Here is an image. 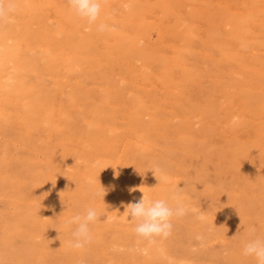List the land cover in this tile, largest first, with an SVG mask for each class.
I'll return each instance as SVG.
<instances>
[{
    "label": "rangeland",
    "instance_id": "obj_1",
    "mask_svg": "<svg viewBox=\"0 0 264 264\" xmlns=\"http://www.w3.org/2000/svg\"><path fill=\"white\" fill-rule=\"evenodd\" d=\"M18 1L20 2V3H18ZM33 0H31V1H29V2H25L24 3V0H15V3L17 4V11H15L14 13H12V14H10L11 16H8L9 17V19L7 18V20L6 21H3V22H0V54L2 53V58H3V56L5 57V54L3 53L4 52V46H9V47H18V48H22V50L21 51H18V52H15V54H12V53H7L6 54V60L3 62V70L2 71H4L5 73H3V75L2 76H4V74L6 75V74H8V73H10V76L13 74L12 73V71H11V69H13V68H11V67H14V66H18V67H24L23 65H27V62L29 61V59L31 60L32 58V62H34L35 63V65H36V67H38L39 69H41L42 70V72H43V76H42V73H41V75L40 76H38V75H32V77H30L31 75H27L26 74V71L25 72H19V74H23V76L25 77V79L27 78L28 79V82H30V81H34L36 78V80H35V82L36 83H41V84H43V86L44 87H46V89L47 90H49V91H53V87H54V90L55 91H53V93H55V94H57L58 95V88H59V84H58V82H59V80H61V77H63V75L65 74H67L66 75V77H65V75H64V80H66L67 79V81H69V82H74V83H77V82H79L81 85H82V81H83V84L86 86H84L86 89H87V91L89 92V96L91 97V99H89L91 102H95L96 101V103H99L100 102V97H101V95H100V93H101V91H102V89H104V88H107V89H109V90H111L112 92H113V95H114V97L115 98H118V99H115V101H113V99H111L110 100V105L114 108V109H116V112H118L117 113V115H119V114H121V115H119L118 116V118H117V115L115 116V118H112V119H109V120H106V121H104L103 122V127H102V137L101 138H103V139H101V138H91L92 136H90V134L91 133H89L88 131L89 130H87V129H89V125L87 126L86 124H84V128H83V124L82 123H84V122H86V120L88 121V120H90L89 118H87V119H85L86 117H88V115L87 116H78L77 114H75V113H73L74 115H76V116H73V114H72V116H71V119H70V121L69 122H65L64 121V123H66V125H65V127H64V125L62 124L63 123V121H59V123L58 124H60V126L62 127V128H66V129H62V128H60V131L58 130L57 131V129H54V128H52V129H50V127H47V128H44V129H46L45 131H44V129L42 130H40V132H41V134H40V132H36V133H33L32 135H35V134H38V135H35V136H32L33 138H35L34 140L36 141H34L33 140V142H34V144L37 146H35V149H37V150H35V154H32L31 155V153H30V151L27 149V147L26 146H23V142H21V141H17L18 142V145H17V148H18V150H17V152L16 153H13L14 154V156L17 154V153H19L20 154V156H15V158H17V159H19L15 164H12V166L10 167V169L11 168H13V170H10L9 169V173L10 172H12V174L14 175V176H12V174L10 173V176H12V178H13V180L12 179H9V181H7V182H4V183H2V184H0V195H2L1 197H0V243L2 244V245H0V264H9V262H11L12 264H35L34 263V261H32L31 259H27V257H26V255L23 253V249L25 248V247H27V239H25V236H24V230L25 231H29V229H28V224H23L22 225V231L24 232V233H21V234H16V230H14V229H12V228H10L9 226H15V224L16 223H18L17 222V217H19V213H20V211H18V209H17V204H14V199L12 198V197H14L15 198V196H13L14 194L15 195H17V193H21L23 196H24V194H26L27 196L25 197V200L26 199H28V200H30V199H32L33 200V202H35V200H37L36 201V203L35 204H38V206H39V208L41 209V211H42V213H43V216H44V219L46 220V222H47V235L48 236H45V238H46V240H47V242H46V244H47V246H48V251H49V253L51 254L50 256V260L48 261L47 260V262L45 263V262H43V264H51V260H52V264H59V263H62V264H64L66 261V263L67 264H102V262H103V264H108V262L109 263H113V264H130V262H128V261H130L129 260V258H127V256H126V258H125V254L123 253V249H124V251H130V250H132V249H135V250H137L138 249V246L139 245H142V244H144V241H145V243H148L149 241L147 240H145V239H140L139 237H137V235L134 233V230H132V229H134V227H135V222H133L134 224L132 225V226H128V223H126L125 221H123V225H120V223L121 222H118L116 219H118L119 221H122V219L120 218V217H114L113 218V221L111 220V222L114 224V226L116 227H114L115 229H117L118 231H115V230H112V229H110V230H106V231H103V232H97V230L95 231V224H92L91 226H90V229H91V233L93 234V232L92 231H94V232H96V233H94V235H92L93 236V240H92V243H90L89 245H87L84 249H88V250H84V249H81V251H79V250H76V251H79L77 254H75L74 255V249H71V248H69L68 247V241L71 239V232L74 230V225H69V224H67V222H68V220L72 217V216H74V215H76V213L78 212L79 214L81 213V214H83L85 211H78L77 210V205H76V203H75V200H72V199H74V197H76L75 196V193L73 192V190H74V188H75V186H76V184L78 183V181L79 180H83L81 183H83V182H85L86 184L88 183V181H89V179H88V181H87V179H80V178H77V177H82V175H83V173L85 172V170L84 169H86V167H87V169H89L90 167H93V168H95V169H97V170H99L100 172H102V173H104L105 175H106V173H107V175H109V176H112V175H114V176H116V177H118V180H117V178L116 177H114L113 176V178L114 179H112L113 181L115 180H117L116 181V183L115 182H113V188L110 190V192H112V193H109L108 192V190L107 189H105V186H103V187H101L100 185H102V184H98L99 186H100V189H98V188H96L95 187V191H93V193L91 194V192L90 191H88L87 192V196H85L84 195V197L83 198H81L80 197V199L81 200H84V201H86V204H88V203H90L91 202V204L94 206H92V208H95V210L96 211H99L98 210V208H100V207H105L106 209H107V207L106 206H108L109 205V201L110 202H112V201H115V199H117V198H119V197H121V196H123L124 194H126V195H130V193L133 195V193H138V191L139 192H142V191H144L145 189H146V187H147V185H146V183L148 184V189H146L145 191V194L147 193V190H154V191H156V192H160V193H163L165 196V200H169V197H170V195L173 193V192H178V194H179V197L181 198L180 200L183 202H185L184 204H186V205H188L189 207V212H188V214L187 215H185L184 217H182V218H175L174 220H173V229H172V233H171V235L170 236H168L167 238H161V240L160 241H162V242H165L167 245H169L171 248H172V250H173V252H174V255H175V258L176 259H181L182 257H184L185 255L186 256H189L191 253H187L186 251H188V250H190V251H192L193 250V255H195V256H199V257H202L201 258V260L202 261H200V264L202 263V264H205V261H206V263H208V261H207V256H206V254H207V251H215V249H216V251L217 252H227V249H230V246H231V248L233 247V246H235V244H237V242H238V238H239V234H240V232L237 230V228H236V223L235 224H233V221H231L232 219L235 221L236 220V222H238L239 223V219H241L243 216L246 218H249V221H247V224H248V226H255V228L256 227H258V225L259 224H261V225H259V227L258 228H256V232L255 233H260L261 232V230L262 229H264V113H261L260 111H262V112H264V110H263V107H260V109L261 110H257L258 108H257V106L259 105L260 106V104L262 105V104H264V90H263V88H264V37H263V35H264V31H263V28L264 27H259L258 28V26H256V28L255 27H253V30L255 31V36H256V38H258V37H260V38H262L261 40L260 39H256L255 37H254V35H253V37H254V40L252 41V39L250 40V48L248 47V45H247V47H243L242 45H240L239 46V58H241V56H242V54H243V62H242V64H241V62H239V77H242L241 79V82L239 81V96L238 97H235V99H233V104L231 103V101H232V99H226V92H225V87H223V86H225V83L228 81L227 79H228V77H229V74L228 73H230V71H232V70H237L235 67V65L233 64V63H229L228 61H224V59L222 60L221 58L223 57V55H222V48H221V44H222V40H223V38H224V36H225V34H224V31L226 30L225 29V22L223 21V20H225L224 19V17H225V12H226V2H227V0H171L173 3H174V6H175V11H173V13H171V14H169V15H164L163 14V11L160 9V7H159V0H106V3L103 5V7H102V12H101V16H100V19L97 21V24H99V23H101V22H103V23H106V24H108V25H111L110 23H112V25L110 26V28H114V32H113V30H109V31H105V32H98L97 31V29H96V25H89L88 23H87V21H85V20H82V19H79L78 17H76L74 14H73V12L71 11V9L69 8V6H68V2H67V0H58V1H56V0H45V2H43L44 0H34V2H32ZM40 1V2H39ZM42 1V2H41ZM56 1V2H55ZM112 1V2H111ZM127 1V2H126ZM151 1H152V3H151ZM177 1H179V2H177ZM181 1H183V2H181ZM211 1V2H210ZM219 3H218V2ZM235 1H237V2H241V5L243 4V2L244 1H241V0H235ZM248 1V0H247ZM249 1H251V0H249ZM248 1V3H251V2H249ZM35 2H37V4L35 3ZM52 4H51V3ZM54 2V3H53ZM116 4H115V3ZM120 2H121V4H120ZM123 2H125L124 4H122ZM132 2V3H131ZM134 2V3H133ZM216 2V3H215ZM224 2V3H223ZM184 3V4H183ZM187 3V4H186ZM228 3V2H227ZM247 3V4H248ZM112 4L114 5L113 7H112V9H111V6H112ZM132 4V5H131ZM246 4V3H245ZM186 5V6H185ZM190 7H192V8H194V9H190L189 8V6ZM195 5V6H194ZM197 5V6H196ZM222 7H221V6ZM240 4H239V13L240 12H244V9L246 8V5H245V7H243L244 5H242L241 6ZM251 5V4H250ZM249 4L247 5V7H249L250 6ZM122 6V7H121ZM126 6H128V7H126ZM194 6V7H193ZM203 6V7H202ZM114 7H116L117 9V11H115V9H114ZM146 7H148V8H146ZM187 7V8H186ZM198 7H199V9H198ZM218 7V8H217ZM241 7H243V9H241ZM51 8V9H50ZM58 8V9H57ZM128 8V9H127ZM178 8V9H177ZM196 8V9H195ZM205 8H207V11H206V9ZM215 8V9H214ZM25 9H27V10H25ZM56 11H55V10ZM149 9V10H148ZM183 9H185V10H183ZM205 9V10H204ZM213 9H214V11H213ZM23 10H24V12H23ZM69 10H70V13H69ZM112 10V11H111ZM114 10V11H113ZM159 10V11H158ZM161 10V11H160ZM178 10V11H177ZM183 10V11H182ZM210 10V11H209ZM211 10L213 11V13L211 12ZM219 10V11H218ZM29 13H28V12ZM44 11V12H43ZM111 11V12H110ZM123 11V12H122ZM124 11H126V13L124 12ZM150 11H152V12H150ZM154 11H156L155 13H154ZM187 11V12H186ZM193 11V12H192ZM203 11V12H202ZM215 11H218V12H215ZM50 14H49V13ZM55 12V13H54ZM159 12V13H158ZM209 12V13H208ZM215 12V13H214ZM220 12V13H219ZM21 13V14H20ZM23 13V14H22ZM27 13V14H26ZM48 14L49 16H44L45 14ZM108 14V15H106L105 16V14ZM119 13H120V15H119ZM122 13V14H121ZM185 13H187V14H185ZM205 13V14H204ZM59 14H61L60 16H59ZM126 14V15H125ZM160 14H162V15H160ZM206 14H207V16H206ZM213 14V15H212ZM216 14V15H215ZM241 14V13H240ZM15 15H17V16H15ZM58 16V18H57V16ZM121 15H123V16H121ZM147 15V16H146ZM149 15H151V16H149ZM153 15V16H152ZM186 15V16H185ZM210 15V16H209ZM19 16V17H18ZM23 16V17H22ZM27 16H29V20H28V17ZM264 13H263V15L261 16L260 15V19L259 20H261L262 19V21H264ZM105 17V18H104ZM116 17V18H115ZM145 17H147V18H145ZM156 17V18H155ZM162 17V18H161ZM179 17V18H178ZM215 17V18H214ZM47 19V21H45L46 19ZM61 18V19H60ZM70 20H69V19ZM76 18V20H73V19H75ZM107 18H109V19H107ZM138 18V19H137ZM149 18V19H148ZM41 19H43L44 20V22L41 20ZM169 19H171V20H169ZM173 19V20H172ZM188 19H190L191 20V22H190V20H188ZM217 19H219V22H218V20ZM51 22V25L49 26H47V24H48V22L49 21ZM53 20V21H52ZM119 20V21H118ZM138 20V21H137ZM160 22H159V21ZM166 20V21H165ZM175 20V21H174ZM198 20H199V22H198ZM10 21H12V22H10ZM41 21V22H40ZM154 21H155V23H154ZM167 21H168V23H167ZM172 21V22H171ZM189 21V23H187ZM193 21H197V22H194L193 23ZM201 21V22H200ZM202 21H203V23H202ZM220 24V23H222L221 25H220V28H219V24L217 23V22ZM28 22V23H27ZM81 23V25H83L84 26V28L80 25V23ZM159 22V23H158ZM185 24H184V23ZM216 22V23H215ZM17 23V24H16ZM29 23H31V25H29ZM36 23V24H35ZM37 23H41V24H37ZM64 23H68L67 25L66 24H64ZM83 23V24H82ZM157 23V24H156ZM166 23V24H165ZM169 23H171V24H173V25H171V24H169ZM186 23H187V25H186ZM207 23V24H206ZM213 23V25H211V24ZM4 24V25H3ZM61 26H60V25ZM115 24V25H114ZM194 24V25H193ZM208 25V26H206V25ZM210 24V25H209ZM216 24H218V25H216ZM34 25V26H33ZM44 25H46V27H43ZM71 25V26H70ZM78 25H80V26H78ZM192 25V26H191ZM18 26V27H17ZM23 28H22V27ZM31 26V27H30ZM53 26H54V28H55V26H56V28L58 29V30H60L58 33H56L55 31H56V28L54 29L53 28ZM116 26H119L120 28L118 29ZM201 26H203L204 28H202ZM210 26V27H209ZM213 26V27H212ZM14 27H16V29L14 28ZM21 27V29H19ZM35 27V28H34ZM60 27H62V28H60ZM183 27H185V28H183ZM190 27V28H189ZM208 29V30H206V28ZM224 27V28H223ZM6 28V29H5ZM27 28H29L31 31L33 30V33H31L29 30H26ZM69 28H70V30H69ZM129 28V29H128ZM169 28V29H168ZM186 28H187V30H186ZM201 28V29H200ZM257 28L260 30V31H258L257 30ZM25 29V30H24ZM36 31H35V30ZM63 29H64V31H63ZM78 29V30H77ZM87 29V30H86ZM181 29V30H180ZM212 29V30H211ZM16 30H18V31H16ZM20 30L22 31V33H20ZM81 30H82V33H81ZM127 30V31H126ZM131 30V31H130ZM177 30H179V31H177ZM203 30V31H202ZM217 30V31H216ZM220 30V31H219ZM222 30V31H221ZM24 31V32H23ZM26 31H29L31 34H29V32L27 33ZM78 31H80L79 33H78ZM196 31V32H195ZM262 31V32H261ZM26 32V33H25ZM37 32H39L41 35H40V38H39V35L38 36H36V34H37ZM69 32V33H68ZM85 32H87V33H85ZM117 32V33H116ZM123 32V33H122ZM134 34H133V33ZM170 32V33H169ZM17 33V34H16ZM48 33V34H47ZM52 33H54V35L56 36V34H59V36L60 35H62L61 37H59V36H56L57 38H54L55 36L52 34ZM84 33V34H83ZM115 33V35L113 36L112 34H114ZM122 33V34H121ZM125 33H127V34H125ZM191 33V34H190ZM196 33H198V34H196ZM223 33V34H222ZM225 33H226V31H225ZM260 33H261V36H257V35H260ZM18 34H19V36H20V38H18L19 36H18ZM45 36H44V35ZM76 36V37H74V35ZM106 34V35H105ZM167 34V35H166ZM171 34V35H170ZM181 34H183L184 36H182ZM27 35V36H26ZM34 35V36H33ZM67 35H69V36H67ZM92 35H93V37H92ZM116 35H117V38H116ZM191 35H192V37H191ZM47 36V37H46ZM51 36V39H49V40H47L49 37ZM65 36V37H64ZM96 36V37H95ZM168 36H170L169 38H167ZM207 36V37H206ZM12 39H11V38ZM32 37H35L34 39H31ZM52 37L54 38L53 40H52ZM59 37V38H58ZM124 37V38H123ZM155 37V38H154ZM166 37V38H165ZM10 38V39H9ZM14 38H17V39H14ZM36 38H38V39H36ZM94 40H93V39ZM96 38V39H95ZM114 38V39H113ZM120 38V39H119ZM207 39V40H205V39ZM56 39V40H55ZM63 39V40H62ZM67 39V40H66ZM108 40V42H110V43H108L107 42V40ZM132 39V40H131ZM145 39V40H144ZM149 39V40H148ZM151 39V40H150ZM10 42H9V41ZM39 40V42L37 43H35V42H33V41H38ZM42 40V42H41V44L43 43H45V46H47L46 44H48V41L50 42V40H51V42L53 43V44H55V46L50 42L49 44H52L53 46L48 50L49 52H47V51H45L46 49H44V45H41V44H39L40 43V41ZM45 40H46V42H45ZM66 40V41H65ZM101 40L102 41V43L101 42H99V41ZM164 40V41H163ZM173 40V41H172ZM21 41V42H20ZM44 41V42H43ZM56 41V42H55ZM95 41H97V43L95 42ZM151 41V42H150ZM160 41V42H159ZM175 41H177V42H175ZM178 41L180 42V43H178ZM203 41V42H202ZM262 41V42H261ZM22 44V47H21V44ZM23 42V43H22ZM28 42V43H27ZM30 42V43H29ZM65 42V43H64ZM114 42V43H113ZM163 42H165L164 44H163ZM259 42H260V44H259ZM34 43V44H33ZM98 43H100V44H98ZM103 43H104V45H103ZM174 43V44H173ZM253 45H252V44ZM256 43H257V45H256ZM262 43V44H261ZM15 44H17V45H15ZM25 44V45H24ZM38 44V45H37ZM63 44H66V45H63ZM96 44H98V45H100V47L98 46V45H96ZM142 44V45H141ZM144 44V45H143ZM147 44V45H146ZM150 44V45H149ZM159 44H161V45H159ZM256 46H255V45ZM36 45V46H35ZM58 45H61V46H58ZM62 45H63V47H62ZM75 45V46H74ZM103 45V46H102ZM174 45V46H173ZM31 46V47H30ZM39 46V47H38ZM43 46V47H42ZM65 46H66V48H65ZM98 46V47H97ZM116 46V47H115ZM128 46V47H127ZM180 46V47H179ZM196 46H197V48H196ZM62 47V48H61ZM72 47H74V48H72ZM105 49H104V48ZM147 47V48H146ZM174 50V48H175V50H174V52L172 51V52H169V49H170V51L172 50L171 48ZM203 47V48H202ZM3 48V49H2ZM27 48H29V49H27ZM30 48H32V49H30ZM43 48V49H42ZM144 48H145V52H144ZM154 48V49H153ZM155 48H157V49H155ZM177 48H180V49H177ZM204 48H206V49H204ZM248 48L250 49V50H248ZM19 49V50H20ZM26 49L28 50V51H26ZM41 49V50H40ZM70 50L69 52H67V50ZM72 49V50H71ZM149 49V50H148ZM215 49V50H214ZM30 50H32L33 52L31 53L30 52ZM44 50V51H43ZM152 50V51H151ZM177 50H179V52H177ZM195 50V51H194ZM198 51V53H196L197 51ZM242 50V51H241ZM245 50V51H244ZM40 51H41V53H40ZM84 53H83V52ZM131 51V52H130ZM161 51H163L162 52V54H163V56L164 57H168L170 60L171 59H175V57L179 54V55H181V58H182V60H183V63L185 64L188 60L190 61V63H187L186 65H185V67H187V69L189 70V75H188V77H186V75L185 74H183L182 73V71L180 70V67H175V68H173L172 69V71L170 72V75H171V77H172V83H171V85H168L167 84V82H165V79L164 78H161V75L159 74V71H160V73H161V69H159V68H157V64H155V63H153L154 64V66H153V64H150L148 61H150V57H156V55L157 54H159L160 56H162V54H160L161 53ZM211 51H213V53L211 52ZM216 51V52H215ZM217 51H219L220 53H218ZM241 51V52H240ZM246 51H248V52H246ZM29 52H30V54H29ZM53 52V53H52ZM73 52V56L71 55V53ZM166 52H167V54H166ZM75 53H77V54H75ZM78 53L81 55L80 57H79V55H78ZM150 53H151V55H150ZM168 53H170V54H168ZM172 53V54H171ZM252 53H254V54H252ZM259 53V54H258ZM4 54V55H3ZM24 54H26V56L24 55ZM29 54V55H28ZM58 54H60L59 56H57ZM100 54V55H99ZM131 54H134V55H131ZM147 54H148V57H147ZM165 54V55H164ZM198 54H199V56H198ZM212 54V55H211ZM261 54V55H260ZM21 55V56H20ZM24 55V57H25V59H24V57H22ZM118 57H117V56ZM140 55V56H139ZM183 55H184V57H183ZM220 55H221V58H220ZM252 55V56H251ZM255 55V57H253ZM37 56H39V57H37ZM54 57V56H57L58 58H56V57H54V58H51V57ZM61 56H63V59H62V57ZM85 56V57H84ZM103 56H104V58H103ZM107 56V57H106ZM112 56V57H111ZM115 56V57H114ZM134 56V57H133ZM138 56V57H137ZM170 56H174V57H170ZM186 56H187V58H186ZM210 56H212V57H210ZM46 57V58H45ZM85 58L84 60H83V58ZM143 60H141L140 58ZM145 57V58H144ZM260 57V58H259ZM8 58V59H7ZM21 58H22V60H21ZM28 58V59H27ZM48 58H51V59H48ZM66 58H68V59H66ZM76 58V59H75ZM77 58H79V59H77ZM91 59V60H89V59ZM95 58H96V60H98V61H96L95 60ZM114 58V59H113ZM136 58V59H135ZM138 58V59H137ZM207 58H209V59H207ZM224 58V57H223ZM253 58H256L257 59V61H255L256 59H253ZM261 58H263V59H261ZM21 60V62L23 63L22 65H21V63H18V61L20 62V60ZM38 59V60H37ZM43 59H44V62H43ZM45 59L47 60V61H45ZM82 59V60H81ZM94 59V60H93ZM149 59V60H148ZM186 59H187V61H186ZM191 59V60H190ZM194 59V60H193ZM199 59H201V61L199 60ZM212 59V60H211ZM213 59H215L214 61H213ZM219 59V60H218ZM66 60V61H65ZM71 60V61H70ZM112 60V61H111ZM120 60H122V61H120ZM138 60V61H137ZM140 60L142 61V62H140ZM249 60V61H248ZM252 60V61H251ZM100 61V62H99ZM107 61V62H106ZM118 61H120V62H118ZM124 61V62H123ZM132 61V62H131ZM186 61V62H185ZM188 61V62H189ZM206 62V64H205V62ZM208 61H210V62H208ZM224 63H223V62ZM240 61V60H239ZM248 62V63H244V62ZM40 62V63H39ZM59 62V63H58ZM67 62V63H66ZM92 62V63H91ZM116 62H118V63H116ZM122 62V63H121ZM138 62H140L141 64H139V65H136V63H138ZM194 64H193V63ZM212 62V63H211ZM251 64H250V63ZM38 63H39V65H38ZM65 63V64H64ZM96 64V66L97 67H95V64ZM115 63V64H114ZM125 63V64H124ZM128 63V64H127ZM133 63H135V64H133ZM172 64H175V62L173 61V62H171ZM225 63H229V64H226L225 65ZM252 63H253V65H252ZM97 64H100V65H97ZM111 65V66H109V65ZM120 66V67H123V65H125L124 67L126 68V69H123L122 68V70H125L124 71V73L125 74H127L128 76H126L124 73H123V71H121V69L118 67V65ZM146 64H147V66H146ZM20 65V66H19ZM49 65V66H48ZM61 65H62V67H61ZM65 65V66H64ZM84 65V66H83ZM87 65V66H86ZM106 67H105V66ZM114 65V66H113ZM117 65V66H116ZM122 65V66H121ZM134 65V66H133ZM205 65H207V66H205ZM214 65V66H213ZM218 65H221V66H218ZM223 65H225V66H223ZM231 65V66H230ZM248 65V66H247ZM252 65V66H251ZM262 65V67H260ZM42 66V67H41ZM43 66H45V67H43ZM60 66V67H59ZM64 66V67H63ZM74 66V67H73ZM79 66H81V67H79ZM88 67V68H86V67ZM89 66H90V69H89ZM109 66V67H108ZM132 66V67H131ZM138 66H139V68H138ZM196 66V67H195ZM210 66V67H209ZM243 67V68H246V69H244L242 72H241V68L240 67ZM55 67H57V68H55ZM65 67H67V68H65ZM78 67V69H76V68ZM95 67V68H94ZM99 67V68H98ZM116 67V68H115ZM130 69H129V68ZM134 67V68H133ZM212 67V68H211ZM219 69H221V70H219L218 71V68ZM256 67V68H255ZM46 68V69H45ZM54 68V69H53ZM83 68H85V69H83ZM91 68L93 69V71L91 70ZM155 68V69H154ZM190 68H191V70H190ZM252 68H253V70H252ZM255 68V69H254ZM260 68V69H259ZM263 68V69H262ZM86 69H87V72H86ZM97 69V70H96ZM137 69H139V70H137ZM146 69H148L149 70V72L151 71V70H154V71H151L150 72V76H146V74L147 73H145L146 71ZM151 69V70H150ZM177 69H178V71H177ZM212 69H217L216 71L218 72H216V71H213ZM248 69H249V71H248ZM256 69H257V71H256ZM48 70V71H47ZM89 70H91V72L89 71ZM159 70V71H158ZM193 70H194V72H193ZM230 70V71H229ZM259 70V71H258ZM11 71V72H10ZM47 71V72H46ZM66 71V72H65ZM82 71V72H81ZM98 71H100V72H103L102 73V75L105 73V75H104V77H102L101 76V73L100 72H98ZM121 71V72H120ZM142 71V73H140ZM157 71V72H156ZM174 71H175V73H174ZM191 71V72H190ZM8 72V73H7ZM64 73V74H61V73ZM68 72V73H67ZM119 72H120V74H119ZM127 72H129V74L127 73ZM137 72V73H136ZM207 72V73H206ZM260 72H262V73H260ZM106 73H109V75H107ZM135 73V74H134ZM139 73V74H138ZM171 73H173V74H171ZM193 73H194V75H193ZM196 73H198V74H196ZM203 73V74H202ZM208 74L207 76H206V74ZM254 73V74H253ZM258 73V74H257ZM38 74H40V71L38 72ZM88 74H91V75H88ZM95 74V75H94ZM122 74H124V75H122ZM141 74V75H140ZM152 74H153V76H152ZM61 75V76H60ZM84 77H83V76ZM132 75V76H131ZM143 75V76H142ZM205 75V76H204ZM217 75H221L222 77H220V78H216V77H219V76H217ZM228 76V77H226V76ZM258 75V76H257ZM259 75H260V77H262V78H259ZM29 76V77H28ZM70 76H72L71 78H70ZM74 76H76V77H74ZM99 76H101L100 78H101V81H100V78H99ZM134 76H136L135 77V79H133L134 78ZM142 76V77H141ZM154 76H156L155 78H154ZM179 76H180V79H179ZM213 76H215V77H212ZM50 77V78H49ZM54 77V78H53ZM90 77H93V78H90ZM106 77V78H105ZM150 77H151V80H150ZM186 77V78H185ZM202 77V78H201ZM206 77H208V78H206ZM246 77V78H245ZM247 77H248V79H247ZM31 78V79H30ZM70 78V79H69ZM91 80H90V79ZM95 78V79H94ZM142 78H143V80H142ZM159 78L160 79H162V83L161 82H158L159 81ZM182 78V79H181ZM198 78H199V80H198ZM40 79V81H38ZM89 79V80H88ZM106 79H108L107 81H106ZM117 79H119V80H117ZM163 79H164V82H163ZM205 79V80H204ZM214 79H218V81H219V83L217 84V83H214V82H216V80L214 81ZM243 79H245V80H243ZM43 80V81H42ZM45 80V81H44ZM50 80V81H49ZM77 80V81H76ZM125 83V86H124V83L122 82V81ZM157 80V81H156ZM176 80V81H175ZM178 80V81H177ZM226 80V81H225ZM240 80V79H239ZM38 81V82H37ZM98 81V82H97ZM100 81V82H99ZM115 81H118L119 82V84H118V82H115ZM145 81V82H144ZM152 81V82H151ZM161 81V80H160ZM193 81H194V85H192L193 84ZM195 81H196V83H195ZM213 82V84H214V86H212L213 84H212V82ZM247 81H249V82H251V83H249L248 82V84H249V86H248V84L246 83ZM43 82V83H42ZM87 82V83H86ZM143 82H144V84H143ZM149 82H151V83H149ZM189 82H192V83H189ZM199 84H198V83ZM202 82V83H201ZM209 82H211V83H209ZM245 82V83H244ZM90 83V84H89ZM93 83V84H92ZM98 83V84H97ZM105 83V85L103 86V84ZM113 83V84H112ZM114 83H115V85H114ZM145 83H147V84H145ZM174 83V84H173ZM185 83H188V86H189V88L188 87H186L187 86V84L185 85ZM87 84H89V85H87ZM121 84H123V85H121ZM129 84H130V86H129ZM107 85V86H106ZM110 85H112L113 87H114V89H113V87L112 86H110ZM132 85V86H131ZM183 85H184V87H185V90L187 91H185L183 88H181V87H183ZM247 85V86H246ZM83 86V85H82ZM91 86V87H90ZM148 86V87H147ZM259 86V87H258ZM97 87V88H96ZM132 87H134V88H132ZM136 87V88H135ZM150 87V88H149ZM153 87H156L155 89L153 88ZM173 87V88H172ZM175 87V88H174ZM190 87L191 88H193V89H190ZM196 87H197V89H196ZM223 87V88H222ZM248 87V88H247ZM55 88H57V89H55ZM98 88H99V90H98ZM112 88V89H111ZM119 89V88H121L123 91H124V93H125V95H120V96H115L116 94H114L115 92V89ZM129 88H132V89H129ZM142 88V89H141ZM171 88V89H170ZM177 88H178V90H177ZM180 88V89H179ZM186 88H188V89H186ZM141 89V90H140ZM144 89V90H143ZM148 89V90H147ZM150 89V90H149ZM159 91H158V90ZM200 91H199V90ZM220 90V91H217V90ZM250 89H255V90H251L250 91ZM260 89H262V90H260ZM90 90V91H89ZM101 90V91H100ZM133 90V91H132ZM177 90V91H176ZM181 90V91H180ZM183 90V91H182ZM191 90V91H190ZM195 90H196V93H195ZM198 90V91H197ZM207 90V91H206ZM260 90V91H259ZM93 91H96V92H93ZM135 91V92H134ZM152 91V92H151ZM167 91H169V92H167ZM171 91H174V93H172ZM179 91V92H178ZM204 91H206V92H204ZM208 91H210V92H208ZM214 92V95H213V92ZM223 91L225 92L224 93V95L222 94L223 93ZM253 91V92H252ZM263 93H262V92ZM92 92V93H91ZM132 92V93H131ZM183 92V93H182ZM186 92V93H185ZM194 92V93H193ZM199 92V93H198ZM215 92H216V94H215ZM257 92V93H256ZM259 92V93H258ZM261 92V93H260ZM94 93V94H93ZM96 93H98V95H96ZM146 93H148V99L146 98L147 96H146ZM150 93V94H149ZM156 95H155V94ZM166 93H172V94H170V96H169V94H166ZM175 93H179V96L177 97V95L178 94H175ZM183 95H182V94ZM192 93H193V95H192ZM219 93H220V96L222 97V98H224V99H222L220 96H218L219 95ZM130 94V95H129ZM134 94H137V95H134ZM160 94V95H159ZM185 94V95H184ZM194 94L196 95V96H194ZM198 94H200V95H198ZM227 94H228V92H227ZM127 95V96H126ZM166 95V96H165ZM188 95V96H187ZM211 95V96H210ZM213 95V96H212ZM62 96V95H61ZM97 96V98H95V97ZM122 96V97H121ZM130 96V97H129ZM131 96H139V97H142L144 100H142L143 101V103L145 102V104H148V105H146L147 106V108H148V111L150 112L149 114H147L146 116H148L149 115V118H146V116H145V118H144V122L141 124V123H139L138 122V120L136 119V114L134 113V111H135V108H134V110L132 109L134 106H133V102L132 103H130L129 104V102H131L132 101V99H130L129 100V98H131ZM155 96V97H154ZM160 96H161V98H160ZM168 96L172 99L173 97H175V98H173L172 100H170V98H168ZM184 96V97H183ZM185 96H186V98H185ZM205 96H206V98H205ZM58 97H60V96H58ZM66 97V94H64L63 95V97L62 98H65ZM99 97V98H98ZM113 97V98H114ZM121 97V98H120ZM127 97H128V100H127ZM166 97V99L168 98V100H166V99H164ZM177 97V98H176ZM188 97V98H187ZM194 97V98H193ZM199 97V98H198ZM207 97H209V99L207 98ZM92 98L95 100H92ZM126 98V99H125ZM155 98V99H154ZM192 98V99H191ZM237 98V99H236ZM120 99H122L123 101H121ZM125 99V100H124ZM150 99H152V100H150ZM212 101H211V100ZM215 99V100H214ZM217 99H218V102H216V105H215V103L213 102V101H217ZM61 100V101H60ZM63 100V101H62ZM118 100L120 101V102H118ZM127 100V101H126ZM165 101V103H162V101ZM181 102H180V101ZM194 100V101H193ZM203 100V101H202ZM209 100H210V102H209ZM222 100H223V102L224 103H221L222 102ZM228 100V101H227ZM241 100H243V101H241ZM163 101V102H164ZM169 101V102H168ZM171 101V102H170ZM176 103H175V102ZM207 101V102H206ZM174 102V103H173ZM183 102V103H182ZM191 102V103H190ZM227 102H228V106H227ZM56 103H58V104H60V105H66L67 103H68V99H56ZM82 102H80L79 103V107H80V109L81 110H83L84 108H85V103H83V104H81ZM150 103H152V104H150ZM185 103L186 104H188V105H185ZM204 103V106L202 107V104ZM219 103L221 104V105H224V106H222V108H220L221 106L219 105ZM122 104V105H121ZM154 104V106H152ZM158 104H160L162 107H165V106H167V108L165 107V108H161V106L160 105H158ZM172 104V105H171ZM194 104V105H193ZM195 104H196V106H195ZM208 104V105H207ZM218 104V105H217ZM242 104V105H241ZM244 104V105H243ZM82 105V106H81ZM85 105V106H84ZM131 105V106H130ZM151 105V106H150ZM155 105H157V106H155ZM164 105V106H163ZM169 105H171V106H169ZM200 105V106H199ZM240 105V106H239ZM160 107V109H158L159 107ZM169 106V107H168ZM186 106V107H185ZM188 106V107H187ZM220 106V107H219ZM120 107H122V108H120ZM132 107V108H131ZM155 107H158V108H156V109H158L159 110V112L157 113V110L155 111ZM172 107V108H171ZM201 107V108H200ZM205 107V108H204ZM206 107H208V108H206ZM247 107V108H246ZM118 108H120V109H118ZM150 108V109H149ZM186 108H188V109H186ZM198 109V111L196 112V110ZM230 108H232V110L234 111V109H235V111H237V114L238 115H240L239 117L241 118L240 119V123H241V125L243 124V126H241V125H239L240 123L238 122V123H236V128L234 129V128H232V127H230V126H228V124L225 122V121H227V117L230 115V114H232V113H230L229 114V112H227L226 113V111H230ZM245 108V109H244ZM253 108V109H252ZM203 110V111H200V110ZM210 109H211V111L214 109V111H216V113H214V112H210ZM220 109L222 110L221 112H222V114H221V112H219L220 111ZM228 109V110H227ZM237 109V110H236ZM124 110V111H123ZM127 110V113L125 112ZM176 110V111H175ZM179 110V111H178ZM205 110H208L209 111V113H206L205 112ZM223 110H224V112L225 113H223ZM242 110H244V111H242ZM248 110V111H247ZM251 110V111H250ZM255 110V111H254ZM258 112H257V111ZM122 111V112H121ZM151 111H155L154 113H152ZM166 111V112H165ZM200 111V112H199ZM242 111V112H241ZM126 114H125V113ZM131 112V113H130ZM168 112V113H167ZM172 112H174V113H172ZM179 112V113H178ZM184 112H186V113H184ZM241 112V114H239ZM253 112V113H252ZM130 113V115H128ZM177 113V114H176ZM187 113L188 114H190V115H187ZM244 113V114H243ZM252 113V115H250V114ZM254 113H257L256 114V116H255V114ZM135 114V115H134ZM166 114V115H165ZM181 114H184V116L186 117H184L183 115H181ZM198 114H200L199 116H198ZM218 115V117H215V118H219V120L217 119V120H215V118H213V117H211V115ZM170 117H168V116ZM188 117H187V116ZM224 115V116H223ZM250 117H249V116ZM254 115V116H253ZM204 116V117H203ZM220 116H223V117H220ZM243 116V117H242ZM76 117V118H75ZM78 117H80L81 118V121H80V118L78 119ZM121 117V118H120ZM158 117H159V120H157L158 119ZM161 117V118H160ZM226 117V118H225ZM125 118H127V120L125 119ZM151 118V119H150ZM163 118V119H162ZM164 118H168V119H170L169 121H168V119H167V121H165L166 119H164ZM191 118H193V120L191 119ZM203 118V119H202ZM209 118V119H208ZM249 118V119H248ZM256 118V119H255ZM260 118H262V119H260ZM117 119H118V121H117ZM174 119V120H173ZM178 119H180V120H178ZM207 119H208V121H207ZM245 119V120H244ZM259 119V120H258ZM116 122H115V121ZM126 120V121H125ZM153 120V121H152ZM166 122H164V121ZM194 120H201V121H196V122H194ZM213 120H214V122H213ZM247 120V121H246ZM250 122H249V121ZM109 121H110V124H109ZM119 121L120 122H123V123H119ZM129 121V122H128ZM157 121V122H156ZM180 121V122H179ZM191 121H193V122H191ZM215 121H216V123H215ZM218 121V122H217ZM74 122H76V125L74 126ZM77 122H78V124H77ZM81 122V123H80ZM106 122V123H105ZM107 122H108V125H107ZM154 122H156L155 124H156V127L154 126V128H153V125H155L154 124ZM160 122H163V123H160ZM186 122V123H185ZM202 122H204V123H202ZM208 122V123H207ZM222 122V123H221ZM225 122V123H224ZM260 122L262 123V124H260ZM106 125H105V124ZM133 123H135V125L133 124ZM165 123V124H164ZM169 123H171L170 125H168ZM189 123V124H188ZM200 125H199V124ZM217 123H221V125H219L218 126V124ZM117 124H118V126H117ZM151 124H153L152 126H150ZM180 124H181V126H183V127H181L180 126ZM208 124V125H207ZM212 124V125H211ZM244 124H245V126H244ZM256 124H260L261 126H259V125H257L256 126ZM72 125V126H71ZM122 125H123V127H122ZM125 125V126H124ZM134 125V126H133ZM165 125H166V127H165ZM193 125V126H192ZM202 125V126H201ZM211 125V126H210ZM216 125H217V127H218V131H217V128H216ZM223 125H225V127H224V130H223V128H221V126H223ZM254 125V126H253ZM59 126V125H58ZM74 126V127H73ZM87 128H86V127ZM105 126V127H104ZM109 126H110V128H109ZM174 129H172L171 127ZM178 126H180V127H178ZM186 126H188V127H186ZM195 126H197L196 128H195ZM241 126V127H240ZM247 126H248V128H247ZM251 126V127H250ZM68 127H72V128H68ZM116 129V131H115V129ZM126 127V128H125ZM127 127H130L129 129L127 128ZM168 127H169V129H168ZM211 127H213V128H211ZM215 127V128H214ZM227 127V128H226ZM228 127H229V129H230V131H228L227 132V130H229L228 129ZM235 127V126H234ZM254 127H255V129H254ZM258 127H260V130H259V128ZM105 128V129H104ZM118 128V129H117ZM177 128H179V129H177ZM187 128H189V129H187ZM195 128V129H194ZM198 128H200V129H198ZM244 128V129H243ZM62 129V130H61ZM68 129V130H67ZM131 129H134L133 130V132H134V134L133 133H130L132 130ZM166 130V131H164V130ZM177 129V130H176ZM186 129V130H185ZM191 129V130H190ZM227 129V130H226ZM232 129H233V132H234V130H235V134L234 133H232L231 131H232ZM239 129H241L240 131H239ZM47 130H48V132H47ZM49 130H53L52 132L50 131L49 132ZM66 130V131H65ZM71 130V131H70ZM118 130H120V132L118 131ZM123 130V131H122ZM126 130V131H125ZM185 130V131H184ZM221 130H223V131H221ZM226 130V131H225ZM247 130V131H246ZM255 132H253V131ZM256 130V131H255ZM19 130H15V132L18 134L19 132H18ZM44 131V132H43ZM63 131V132H62ZM110 131V132H109ZM113 131V132H112ZM138 131H139V135H136V134H138ZM151 131H153V135L150 133ZM182 132V133H180V132ZM200 131V132H199ZM221 131V132H220ZM238 131V132H237ZM241 131H243V132H241ZM261 133H260V132ZM15 132L12 130V129H10L8 132H7V134H1L0 136V142H2L3 140H5V138H9L12 134L13 135H15ZM59 132H61V133H59ZM108 132H109V134H108ZM112 132V133H111ZM114 132L116 133V134H114ZM124 132V133H123ZM140 132H141V135H140ZM154 132H157L158 133V136L157 135H154ZM163 132H165V133H163ZM167 132V133H166ZM176 132H178L177 134H176ZM186 132V133H185ZM217 132H218V134H217ZM226 132V133H225ZM241 132V133H240ZM247 132H249V133H247ZM258 132V133H257ZM43 133V134H42ZM51 133H53L52 135H51ZM70 133V134H69ZM71 133L73 134V135H71ZM83 133H86V135H84ZM107 133V134H106ZM157 133H155V134H157ZM162 133H163V135H162ZM173 133H175V135L173 134ZM194 133V134H193ZM198 133V134H197ZM200 133V134H199ZM203 133V134H202ZM214 133V134H213ZM241 135H240V134ZM40 134V135H39ZM55 134V135H54ZM57 134H61L60 135V137H59V135H57ZM113 136H112V135ZM123 134V135H122ZM151 134V135H150ZM164 134H168V137H167V135H166V137H165V135ZM170 134V135H169ZM187 134H188V136H187ZM202 134V135H201ZM206 134V135H205ZM213 134V135H212ZM221 134V135H220ZM230 134V135H229ZM246 134V135H245ZM249 134L251 135V137H248L249 136ZM255 134H257L258 135V137L255 135ZM48 135H49V137H48ZM69 135V136H68ZM83 135H84V137H83ZM105 135V136H104ZM120 135H122L123 136V138H121L120 137ZM150 135V136H149ZM177 135V136H176ZM183 136L182 138H181V136ZM191 135H193V137L191 136ZM204 135V136H203ZM210 135V136H209ZM254 135V136H253ZM2 136H4V137H2ZM47 136V137H46ZM50 136H51V138H50ZM59 138H58V137ZM71 136V137H70ZM104 136V137H103ZM109 137V138H107V137ZM126 136V137H125ZM180 137V139H179V137ZM209 136V137H208ZM222 136V137H221ZM55 137H57L56 139H55ZM70 137V138H69ZM87 137V138H86ZM118 137H120V138H118ZM129 137H131V138H129ZM133 137H135L134 139H133ZM153 139H152V138ZM157 137H158V140H157ZM163 139H162V138ZM189 137V138H188ZM191 137V138H190ZM232 137H234L233 139H232ZM247 137H248V139H247ZM260 137L262 138V141H260L259 139H260ZM43 140L44 142H46V143H41L40 142V140ZM48 138H50V139H48ZM67 138L69 139V140H67ZM75 139V141H73L74 139ZM150 138H151V140L152 141H150ZM161 138V139H160ZM171 138L173 139V140H171ZM207 138V140H205ZM212 138V139H211ZM52 139V140H51ZM73 139V140H72ZM89 141H88V140ZM110 139V140H109ZM113 139H116V141H113ZM119 139V140H118ZM122 139H124V140H122ZM128 139V140H127ZM167 139V140H166ZM168 139H170V140H168ZM176 139H178V141L176 140ZM194 139H196V140H194ZM239 141H238V140ZM247 139V140H246ZM48 140H50V141H48ZM93 140V141H92ZM95 140V141H94ZM99 140H102V142L101 141H99ZM104 140L106 141V143H108V141H109V143L106 145V143H104ZM113 142H112V141ZM123 142H122V141ZM133 140V141H132ZM155 140L156 141H158V142H155ZM175 140V141H174ZM225 140V141H224ZM230 140V141H229ZM245 140V141H244ZM251 140V141H250ZM67 141H69V143L67 142ZM75 143H73V142ZM79 141V142H78ZM99 141V142H98ZM132 143H130V142ZM138 143H137V142ZM144 141H145V143H144ZM154 141V142H153ZM163 141V142H162ZM187 141V142H186ZM198 141V142H197ZM202 141H204V142H201ZM214 142V143H211V142ZM224 141V142H223ZM233 141H236V142H238V144H239V147L241 146V147H245L246 149H245V151H243V153H241L240 155H239V157H238V160L236 159L235 160V155H234V153H233V151H232V142ZM21 142V143H20ZM40 142V143H39ZM59 142V144L61 145V143H63L61 146H59V144H57ZM72 142V143H71ZM76 142H77V144H76ZM86 142H87V144H86ZM89 142V143H88ZM94 142V143H93ZM135 142H136V145H135ZM171 142V143H170ZM175 142V143H174ZM176 142L178 143V144H176ZM185 142V143H184ZM190 142V143H189ZM207 142H208V150H207V152H206V150H204V149H206V147H207V145L205 146V144H207ZM210 142V143H209ZM241 142V143H240ZM50 143H51V145H50ZM66 143H68L69 144V149L67 148L68 146H66ZM80 143V144H79ZM83 145H82V144ZM97 144V145H95V147H94V145L93 144ZM99 143H104V145H106V146H102V144H99ZM122 143V144H121ZM155 143H157V144H155ZM166 143V144H165ZM175 145H174V144ZM181 143H183L184 144V146L186 147H184L183 146V144H181ZM225 143V144H224ZM263 143V144H262ZM38 144H40L39 146L40 147H38ZM48 146H47V145ZM99 144V145H98ZM152 144V145H151ZM162 144H164V145H166V149H165V147L163 146L162 147ZM169 144H172L173 145V147H171V145L169 146ZM57 147H60V148H57ZM74 145H76V146H74ZM86 145V147H84ZM88 145V146H87ZM89 145H90V147H89ZM110 145H112V146H109ZM120 145V146H119ZM124 145V146H123ZM138 145V146H137ZM153 145H158L159 147H155V148H153L154 146ZM182 145V146H181ZM194 145V146H193ZM214 145V146H213ZM226 145H228L229 147H227ZM41 146H42V148H41ZM80 146V147H79ZM96 146H98L99 148H96ZM117 146H118V148H119V150L118 149H115V148H117ZM142 146V147H141ZM146 147V148H144V147ZM149 146H150V148H149ZM205 146V147H204ZM210 146V147H209ZM223 146V147H222ZM263 146V147H262ZM25 147V148H24ZM48 147H49V151H46V150H48ZM51 147V148H50ZM84 147V148H83ZM124 148V149H122V148ZM141 147V148H140ZM161 147V148H160ZM204 147V148H203ZM220 147V148H219ZM260 147H261V149H260ZM22 148H24V150H28V153L26 152V151H24ZM40 148H41V151H40ZM91 148V149H90ZM108 148H110L109 149V151H106L105 149H107L108 150ZM121 148V149H120ZM126 148V149H125ZM131 148H132V150H131ZM144 148V149H143ZM158 148V149H157ZM162 148H164V149H162ZM183 148H184V150H183ZM187 148H192V149H187ZM202 148V149H201ZM223 148V149H222ZM46 149V150H45ZM56 149V150H55ZM58 149V150H57ZM60 149H62V151L60 150ZM83 149H85V150H87V152L84 150L83 151ZM88 149H89V152H88ZM98 149H99V151H98ZM103 149V150H102ZM114 149L116 150V151H114ZM140 149V150H139ZM148 149H151V151L150 150H148ZM154 149V151H152ZM40 152H39V151ZM60 150V151H59ZM82 150V151H81ZM120 150H122L121 151V154H120ZM130 150V151H129ZM155 150H157V151H155ZM158 150H160V151H163V152H160V151H158ZM164 150H167V151H164ZM185 150H186V153H188V154H184V156L183 155H181L180 156V154H183V153H181V152H185ZM190 150H191V153H190ZM202 150L205 152H202ZM216 150V151H215ZM219 150V151H218ZM227 150V152H225ZM259 150H261V151H259ZM44 151V152H43ZM57 151V152H56ZM80 151V152H79ZM106 151V152H105ZM170 151V152H169ZM171 151H175V152H171ZM221 151V152H220ZM224 151V152H223ZM21 152V153H20ZM24 154H23V153ZM37 152H39V153H37ZM47 152V153H46ZM55 152V153H54ZM80 153V155H79V153ZM128 152H130V153H128ZM159 154H158V153ZM178 152H180V153H178ZM211 152H213L212 153V155H211ZM26 153V154H25ZM30 153V154H29ZM49 153V154H48ZM73 153H75V154H72ZM76 153H77V156H76ZM86 153H88V154H86ZM119 153V154H118ZM190 153V154H189ZM194 153V154H193ZM204 153V154H203ZM219 153H221V154H219ZM224 153V154H223ZM229 153V154H228ZM255 153H257L256 155H255ZM22 154V155H21ZM41 154V155H40ZM55 154V155H54ZM129 154V155H128ZM131 154V155H130ZM191 154H193V155H191ZM206 154H210V156L209 155H206ZM254 154V155H253ZM32 156L33 158H35V159H37V161L39 162V164L37 165V171H38V173H39V178L36 180V182H38V184L36 183V182H34L32 185H31V183L30 184H28V182H30V181H26V179L24 178V174H23V172H22V169H20L22 166H21V162H22V160L24 159V158H27L28 156ZM37 155H39L40 157H41V159H39L40 157H37ZM54 155V156H53ZM57 155V156H56ZM59 155V156H58ZM79 155V156H78ZM82 155H84V158H82L83 156ZM88 155V156H87ZM94 157H93V156ZM99 155H101V157L99 156ZM161 155V156H160ZM167 155V156H166ZM186 155V156H185ZM202 155V156H201ZM224 155V156H223ZM225 155H226V157H225ZM227 155H229V156H227ZM230 155H231V158H230ZM26 156V157H25ZM42 156H44V158L42 157ZM56 156V158H54ZM72 156H74V157H72ZM85 156H87L86 157V159H85ZM103 156H106V157H103ZM108 156L110 157V158H108ZM120 156V157H119ZM124 156V157H123ZM130 158V160H129V158ZM132 156V157H131ZM137 156V157H136ZM162 156H166V159H167V157L169 158V159H167L168 161H165L164 162V160H166L165 159V157H163L162 158ZM179 156V158L180 159H177V157ZM188 156H191V158L193 157V158H195L193 161L190 159V157H188ZM244 156V157H243ZM251 156H252V160H251ZM76 157V158H75ZM126 157V158H125ZM197 157H198V159H197ZM199 157L200 158H202V160H200L199 159ZM208 157H210V158H208ZM223 157V158H222ZM248 157V158H247ZM257 157H259V158H257ZM23 158V159H22ZM80 158V159H79ZM82 158V159H81ZM89 158V159H88ZM91 158H93V159H91ZM114 158V160H115V162H114V160H112L111 161V159H113ZM119 158V159H118ZM122 158H124V159H122ZM147 158H149V159H147ZM153 158V159H152ZM176 158V159H175ZM188 158V159H187ZM192 158V159H193ZM231 159V161H230V159ZM243 158H244V160H243ZM77 159V160H76ZM104 159V160H103ZM109 160V161H107V160ZM172 159V160H171ZM217 159V160H216ZM221 159V160H220ZM245 159H247L246 161H245ZM249 159H250V161L252 162H250L249 161ZM51 160V164L50 163H48L49 161ZM65 160V161H64ZM117 160V161H116ZM131 160H132V163H131ZM149 160H151V161H149ZM176 160V161H175ZM182 160V161H181ZM210 160H212V161H209ZM222 161V162H220V161ZM228 160V161H227ZM241 160V161H240ZM255 160V161H254ZM21 161V162H20ZM89 161V162H88ZM95 161H99L98 163H101V166H96V165H98V163L97 162H95ZM128 161H130V162H128ZM178 161H179V163H178ZM184 161V162H183ZM191 161V162H190ZM227 161V162H226ZM240 162L241 163V165H243V166H247V168H248V170L247 171H242V173H241V171H240V173L242 174H239V173H237L236 172V170H235V168H234V164H236V162ZM81 162L83 163V164H81ZM86 162H88L87 164H86ZM91 162H92V164H91ZM95 162V163H94ZM127 164H126V163ZM142 162H144V163H142ZM150 162V163H149ZM190 162V163H189ZM196 162V163H195ZM198 162V163H197ZM217 162V163H216ZM219 162V163H218ZM243 162V163H242ZM246 162H250L249 164L248 163H246ZM257 162V163H256ZM43 163H47V164H43ZM53 163H55V164H53ZM176 163H178V166H177V164ZM194 163H195V165H194ZM209 163V164H208ZM222 163V164H221ZM228 163V164H227ZM57 164V165H56ZM76 165V166H74V165ZM79 164H81V166L83 165V167H79ZM84 164H86V165H84ZM118 164H120V165H118ZM140 164V165H139ZM143 164H144V166H143ZM164 165L165 167L163 168V167H161L160 165ZM182 164H184V165H182ZM192 165V167H189L190 165ZM200 166H199V165ZM202 164L204 165L205 164V166H203V167H201L202 166ZM212 164H213V166H215V167H213L212 166ZM217 164H219V166L217 165ZM255 164V165H254ZM258 164V165H257ZM50 165H51V168H49L50 167ZM142 165V166H141ZM160 167H159V166ZM182 165V166H181ZM197 165V166H196ZM207 165V166H206ZM226 165V166H225ZM260 165V166H259ZM21 166V167H20ZM43 167V170H44V168H45V170H44V172H42L43 170L41 169L42 167ZM90 166V167H89ZM139 166V167H138ZM148 166V167H147ZM168 166V167H167ZM193 166H195L194 168H193ZM217 166H218V168H217ZM222 168H221V167ZM19 167V168H18ZM98 167H100V168H98ZM102 167V168H101ZM177 167V168H176ZM213 167V171H210V169ZM251 167V168H250ZM260 167V168H259ZM17 168H18V170L20 171H18L17 170ZM57 168V169H56ZM62 168V169H61ZM83 168V169H82ZM104 168V169H103ZM128 168V169H127ZM155 168V169H154ZM180 168H183V169H181V171H178ZM205 168V169H209V171H210V173H211V175H210V173H209V171L208 170H203V169ZM214 168H215V171H214ZM14 169H16V171H17V173H16V171L14 170ZM39 169V170H38ZM42 171H41V170ZM68 169V170H67ZM81 169H82V171H81ZM86 169V170H87ZM114 169V170H113ZM160 170V171H157V170ZM225 169H229L228 171H226ZM252 169V170H251ZM254 169V170H253ZM260 169V170H259ZM262 169V170H261ZM55 170H56V172H55ZM57 170H59V171H57ZM72 170V171H71ZM110 170H111V172H110ZM154 170V172L152 173V171ZM186 170V171H185ZM216 170L219 172H216ZM251 170V171H250ZM65 171H66V173H65ZM74 171V172H73ZM79 171V172H78ZM147 172V173H145V172ZM168 171H170V172H168ZM230 171H231V173H232V171L233 172H235V174L233 173V174H231L230 173ZM254 171V172H253ZM42 172V173H41ZM78 172V173H77ZM125 172V173H124ZM162 173V172H165V174L167 175L166 177H168V180L169 181H171V182H167V181H157V180H155L154 178H153V176H155L156 174H158V173ZM167 172V173H166ZM177 172H178V174H177ZM216 172V174H218V176L215 174L214 175V173ZM228 172V173H227ZM261 172H262V174H261ZM8 173V174H9ZM19 173V174H18ZM48 173H49V175H48ZM57 173V174H56ZM213 173V174H212ZM261 175H259V174ZM16 174V175H15ZM17 174L19 175V176H17ZM66 174H68V178H67V175ZM82 174V175H81ZM139 174V175H138ZM147 174V175H146ZM152 174V175H151ZM209 174V175H208ZM231 174V175H230ZM51 175H53V176H58V175H62L61 176V178L60 177H54L55 179H61L60 181L59 180H54V178H53V176L51 177ZM64 175H66V176H64ZM72 175V176H71ZM128 175V176H127ZM143 175V176H145V177H141V176ZM150 177H149V176ZM170 175V176H169ZM178 175V176H177ZM225 175V176H224ZM229 175V176H228ZM236 175V176H235ZM238 175V176H237ZM239 175H240V177H242L243 179H247L248 181H249V178H250V181L249 182H253L254 184H256L257 182H258V184L259 183H261V184H259V186H258V184H257V186H256V188H257V193L255 194V195H252V196H250V197H248L247 196V198L245 197V198H242L241 199V201H242V203L244 204V209L242 210V212H238V211H236L235 210V207H234V198H230L229 200L227 199V202H226V199L224 198V196H225V191H228V188L229 189H231V190H229V191H232V192H234V190H236L237 191V186H238V179H237V177H239ZM9 176V175H8ZM48 176V177H47ZM69 176H71V177H69ZM76 176V177H75ZM136 176H138L137 178H134V177H136ZM151 179H149L148 177ZM152 176V177H151ZM230 176H231V178H230ZM250 176V177H249ZM63 177V178H62ZM139 177H141L142 179H140ZM211 177L212 178H215V180H220V178H221V182H212L214 179H211ZM226 177V178H225ZM251 177H252V179H251ZM11 178V177H10ZM19 178V179H18ZM44 178L45 179H47L46 181L51 185V186H49L48 185V183L47 182H45V180H44ZM49 178H51V180H49ZM74 178V179H73ZM120 178V179H119ZM133 178V179H132ZM153 178V179H152ZM206 178H210L209 180L208 179H206ZM217 178V179H216ZM219 178V179H218ZM228 178V179H227ZM25 179V180H24ZM43 179V180H42ZM77 179V180H76ZM130 179V180H129ZM135 179V180H134ZM206 179V180H205ZM242 179V180H243ZM255 181H254V180ZM16 180V181H15ZM19 180V181H18ZM44 181V182H42V181ZM71 180V181H70ZM132 180V181H131ZM179 180V181H178ZM186 180H189L188 182L186 181ZM226 180V185L228 186L227 188L226 187H224L225 186V183H224V181ZM229 180V181H228ZM25 181V182H24ZM149 181V182H148ZM177 181V182H176ZM227 181H228V183H229V185H231V186H229L228 185V183H227ZM11 182H15V183H11ZM17 182V183H16ZM22 183V184H19V183ZM27 182V183H26ZM118 182V183H117ZM132 184H131V183ZM137 182V183H136ZM138 182L140 183H142L141 185L139 184V185H137L138 184ZM160 182H161V184L162 183H164L165 184V186H163L164 184H162V185H160ZM205 182V183H204ZM232 182H233V185H232ZM235 182V183H234ZM9 183H11V184H9ZM26 183V184H25ZM40 183V184H39ZM192 183H194V184H192ZM237 183V184H236ZM13 184V185H12ZM65 184H67V185H65ZM154 184V185H153ZM155 184H157L156 186H155ZM218 184H220L219 186H218V188H217V185ZM16 187H15V186ZM19 185V186H18ZM21 185V186H20ZM23 185V186H22ZM61 185V186H60ZM85 185V184H84ZM98 185H96L97 187H99ZM132 185H133V188H132ZM135 185V186H134ZM144 185V186H143ZM151 185H152V187H151ZM159 185V186H158ZM213 186L212 188L211 187H208V186ZM222 185V186H221ZM234 185H237V186H235V188H234ZM10 186V187H9ZM11 186L13 187L14 186V188H11ZM32 186V187H31ZM37 186V187H36ZM48 186H49V189H48ZM163 186V187H162ZM204 186V187H203ZM206 186V187H205ZM263 186V187H262ZM36 189H35V188ZM41 187H42V189H41ZM47 190H44V188ZM54 187V188H53ZM139 187V190H135V189H137ZM142 187H144V188H142ZM149 187L151 188V189H149ZM154 187V188H153ZM160 187V188H159ZM192 187V188H191ZM194 187V188H193ZM210 190H212V189H214V190H212V192H210L209 191V189ZM214 187H216V189L214 188ZM221 187H222V189H221ZM10 188V189H9ZM17 188V189H16ZM20 188L22 189V190H20ZM31 188H33L34 189V191H33V189H31ZM39 188V189H38ZM117 190H116V189ZM132 188V189H131ZM156 188V189H155ZM4 189V190H3ZM14 189V190H13ZM41 189V190H40ZM50 189H52V190H50ZM54 189V190H53ZM61 189V190H60ZM189 189V190H188ZM227 189V190H226ZM233 189V190H232ZM259 189V190H258ZM261 189V190H260ZM10 192H9V191ZM12 190L13 191H15V193L13 194L12 193ZM23 190H24V192H23ZM55 190H56V192H55ZM63 190V191H62ZM72 190V191H71ZM96 190L97 191H99L100 193V195L98 194V192L96 193ZM124 190V192H122ZM134 190H135V192H134ZM176 190H178V191H176ZM187 190V192H185ZM36 191H38V193L36 192ZM41 191H44L43 193L41 192ZM65 191H70L71 193H66ZM118 191V192H117ZM126 191H128V192H126ZM132 191V192H131ZM137 191V192H136ZM23 192V193H22ZM26 192V193H25ZM32 192V193H31ZM41 192V193H40ZM54 193V195H52L51 196V194H53ZM116 192V195H118L117 197L115 196V193ZM217 193L216 195H215V193ZM2 193V194H1ZM7 193V194H6ZM36 193V194H35ZM49 193V194H48ZM51 193V194H50ZM73 193V194H72ZM109 193V194H108ZM182 193H184V194H182ZM186 193V194H185ZM208 193V194H207ZM211 194V196L212 197H214L215 199H213L211 196H210V194ZM220 193H223L224 194V196H221V198L219 197V195L218 194H220ZM4 194H6V195H4ZM42 194V196H44V194H45V196H44V198L42 197V196H40ZM48 194V195H47ZM59 194V195H58ZM95 194H97V195H95ZM104 194V195H103ZM112 194V195H111ZM123 194V195H122ZM222 194V195H223ZM236 194V193H235ZM34 195V197L32 198V196ZM63 195V196H62ZM68 195H70V196H68ZM91 195H93V197H92V200H93V202L92 201H90V198H91ZM101 195H103L102 197H101ZM180 195H182V196H180ZM207 195H209V196H207ZM215 195V196H214ZM221 195V194H220ZM9 196H11V197H9ZM30 196V197H29ZM36 197L38 198V197H40V198H38V199H36ZM46 197V198H45ZM49 197V198H48ZM70 197V198H69ZM95 197H99V198H95ZM105 197V198H104ZM110 197H112V198H110ZM125 197V196H124ZM209 197H211V199L209 198ZM218 197H219V199H218ZM223 197V198H222ZM234 197V196H233ZM3 198V199H2ZM9 198V199H8ZM11 198H12V200H11ZM70 199V200H67V199ZM94 198V199H93ZM100 198H102V201H103V203H101V201H99V199ZM207 198H208V200H207ZM218 200H217V199ZM8 199V200H7ZM58 199V200H57ZM76 199V198H75ZM104 199V200H103ZM184 199V200H183ZM233 199V200H232ZM238 201H236V202H239V197L238 198H236ZM235 199V200H236ZM25 200H22L21 201V203H20V206H21V204H22V206H24L25 205ZM39 200V201H38ZM46 200V201H45ZM53 200V201H52ZM65 200H67V201H70V203L72 202V204H66V203H69V202H67V201H65ZM100 202V203H98V201ZM101 200V199H100ZM211 200H213V201H211ZM217 202H216V201ZM219 200H220V202H219ZM225 200V201H224ZM261 200H262V202H261ZM5 201V202H4ZM11 201V202H10ZM90 201V202H89ZM170 201V200H169ZM224 201V202H223ZM259 201V202H258ZM54 204H56V205H53V203ZM88 202V203H87ZM208 202V203H207ZM247 202V203H246ZM13 203V204H12ZM41 203V204H40ZM49 203V204H48ZM98 203V204H97ZM218 203V204H217ZM223 203H226L228 206H227V208H230L229 209V211H230V213H231V215L232 216H230V213L228 214V212H225V211H227L228 209L227 208H225L224 207V209H220L219 210V204H220V206L223 208ZM249 203H250V206H249ZM263 203V204H262ZM45 204H46V206H45ZM100 204V205H99ZM102 204V205H101ZM108 204V205H107ZM217 204V205H216ZM7 207H6V206ZM10 205V206H9ZM13 205V206H12ZM53 205V206H52ZM64 205V206H63ZM66 205V206H65ZM72 205V206H71ZM95 205H97V207L95 206ZM112 205V204H111ZM110 205V206H111ZM191 205V206H190ZM208 205V206H207ZM231 205V206H230ZM233 205V206H232ZM48 206H50L49 208L50 209H52V210H50V209H48ZM202 206V207H201ZM211 206V207H210ZM218 206V207H217ZM246 206L248 207V209L246 208ZM6 207V208H5ZM8 207H9V209H8ZM25 207V206H24ZM46 207H47V209H46ZM56 207H58V208H56ZM260 207H262V208H260ZM13 208V210H10V209H12ZM56 209V210H53V209ZM61 208V209H60ZM207 208V209H206ZM210 208H212V210L210 209ZM17 211L16 213H15V210ZM45 209V210H44ZM75 210V211H73V210ZM215 209H217V210H219V211H217V210H215ZM253 210V211H251V213L252 214H254V215H252V214H250V216H249V213H250V210ZM257 209V210H256ZM5 210H7V211H5ZM43 210H44V212H43ZM48 210V212H49V214H48V212H45V211H47ZM63 210V211H62ZM235 210V211H234ZM255 210V211H254ZM258 210H260V211H258ZM55 211V212H54ZM58 211V212H57ZM63 213H65L66 215H70L71 217H68V216H66L65 214H63ZM66 211V212H65ZM71 212V214H73V215H71L70 214V212ZM77 211V212H76ZM199 211H201V212H199ZM202 211H205V212H203V214L205 215H201L200 213H202ZM209 211V212H208ZM215 211H217V213L215 214ZM233 211H234V213L235 214H237V215H234V213H233ZM249 211V212H248ZM5 214H4V213ZM9 212V213H8ZM218 212H220L219 214H218ZM224 212L225 213H227V214H224ZM255 212H256V214H255ZM261 212V213H260ZM7 213V214H6ZM77 213V214H78ZM195 213V214H194ZM210 213V214H209ZM258 213V214H257ZM55 214V215H54ZM240 216H239V215ZM261 214V215H260ZM4 215V216H3ZM49 215H51V216H49ZM58 215V216H57ZM65 215V216H64ZM203 217L202 219H198L197 217H201V216ZM221 217V219H220V217ZM234 215V216H233ZM241 215H243V216H241ZM252 215V216H251ZM260 215V216H259ZM53 216V217H52ZM63 216V217H62ZM195 216H197L196 218H193V217H195ZM218 216V217H217ZM223 216H226V219L229 217V218H231L232 217V219H228L227 220V224H226V220H225V225H226V227L224 226V224L222 223V222H224V221H222L223 220ZM236 216H238V217H236ZM258 218H257V217ZM11 217V218H10ZM45 217H48L47 219L45 218ZM59 218V219H57V218ZM186 217H188V218H186ZM208 217H210L211 219L213 218V220H218V222L220 221V223L219 224H217V226L216 225H214L213 223L212 224H210V222H208L210 219H208ZM215 217V218H214ZM234 217V218H233ZM237 219H236V218ZM240 217V218H239ZM243 217V218H244ZM3 218V219H2ZM52 218L54 219V220H52ZM64 220H63V219ZM65 218H68V219H65ZM251 218V219H250ZM256 218V219H255ZM11 219H13V220H15V221H13V220H11ZM62 219V220H61ZM115 219V220H114ZM176 219H177V221H176ZM192 219H193V221H194V223L192 222ZM8 220H9V222H8ZM56 220V221H55ZM190 220V221H189ZM206 220V221H205ZM250 220L252 221V222H250ZM255 220V221H254ZM10 221H12V222H14V223H12V222H10ZM198 221L200 222V221H205V223H203V225H200V226H198ZM110 222V223H111ZM179 222H181V223H179ZM206 222H208V223H206ZM253 222L255 223V224H253ZM258 222V223H257ZM56 223V224H55ZM58 223H60V225H62L61 227H60V225L58 224ZM119 223V224H118ZM125 223H126V225H127V227H126V225H125ZM229 223V224H228ZM257 223V224H256ZM50 224V225H49ZM67 225V227L65 226V225ZM183 224H185L186 226H189V227H186L185 225L183 226ZM118 225V226H117ZM228 225V226H227ZM2 226H4L3 228H2ZM64 226V227H63ZM175 226V227H174ZM196 228H195V227ZM27 227V230L25 229ZM53 227V228H52ZM63 227V228H62ZM119 227V228H118ZM123 227V228H122ZM176 227H178V228H176ZM183 227V228H182ZM195 228V229H193V228ZM64 228H68V229H64ZM132 228V229H131ZM182 229V230H179V229ZM225 228V229H224ZM260 228H261V230H260ZM50 229V230H49ZM62 229V230H61ZM94 229V230H93ZM130 231H129V230ZM185 229V230H184ZM200 231H198V230ZM211 231H210V230ZM195 230V231H194ZM223 231L222 233H218L217 234V232L219 231V232H221V231ZM12 231V232H11ZM125 233H124V232ZM133 231V232H132ZM176 231V232H175ZM182 231H184V233L182 232ZM197 231V232H196ZM7 232V233H6ZM129 232V233H128ZM179 232L180 233H182L181 234V236L179 235ZM187 232V233H186ZM196 232V233H195ZM209 232V233H208ZM211 232H213V233H211ZM215 232V233H214ZM263 233H264V230L262 231ZM261 232V233H262ZM3 233H5V234H3ZM112 233V234H111ZM122 233H124V235L122 234ZM127 233V234H126ZM189 233H191V234H189ZM203 233H205L204 234V236H203ZM227 233H228V235H227ZM233 233H235L234 235H236V236H234L233 235ZM237 233V234H236ZM260 233V235H262L263 237H264V234L262 233L261 234ZM96 234V235H95ZM108 234H111V236H108ZM119 234H122L121 235V237H119L120 235ZM175 234V235H174ZM184 234V235H183ZM187 234H189L188 235V237L190 236V241H188V237H187ZM202 234V235H201ZM213 235V234H217L216 236H215V238L216 239H214V236H210V235ZM230 234H232V236L230 235ZM15 235V236H14ZM102 235V236H101ZM104 235V236H103ZM105 235H106V238H105ZM221 235V236H220ZM229 235L231 236V238H229ZM5 237V236H7V237H5V238H3V237ZM68 236H70V238H68V240H67V237ZM113 236H114V238L115 239H113V240H110L111 239V237L113 238ZM116 236V237H115ZM119 237V239L120 238H123V239H120V240H122L121 242H120V240L119 239H116V238H118ZM133 236H136V237H133ZM177 236V237H176ZM179 236V237H178ZM197 236H200V237H202V240H197L196 239V237ZM220 236V237H219ZM14 237V239L17 241H15L14 239H12ZM98 237H100L99 239H101L99 242H96L97 240H95V239H97ZM101 237H103V238H101ZM108 237H109V239H108ZM128 239H131L132 237V240H128L127 241V238ZM211 237H213V238H211ZM222 237V238H221ZM223 237H227V238H223ZM236 237H237V239H236ZM7 238V240L8 239H10L8 242L5 240ZM19 238H20V240H19ZM105 238V239H104ZM138 239V241H137V239ZM183 240H182V239ZM11 239H12V241H11ZM134 239V240H133ZM213 239H214V241H213ZM233 239H234V241H233ZM64 240H66L67 241V243H66V241H64ZM115 240V241H114ZM123 240H124V243H123ZM231 240V241H230ZM237 240V241H236ZM62 241H63V243H62ZM112 241V242H111ZM127 241V242H126ZM175 241V242H174ZM229 241H230V243H229ZM233 241V242H232ZM19 242H21V243H19ZM37 242H38V240H37ZM105 242V244L106 245H102V243H104ZM116 243V244H118L117 246H116V244H113V243ZM127 244H126V243ZM138 242V244H136ZM189 242V243H188ZM193 242V243H192ZM196 242H198L197 244H196ZM17 244V246H19L20 245V247H18L17 248V246L15 247V244ZM60 245L59 247H65V245L68 247H65L64 249L62 248H60L59 249V247H58V244ZM62 245H61V244ZM99 243V244H98ZM110 243H111V246H110ZM121 243V244H120ZM192 243V244H191ZM214 243H215V245H214ZM113 244V245H112ZM130 244H131V246H130ZM207 244V245H206ZM221 244H223L222 246H221ZM227 246H229V247H227ZM57 245V246H56ZM91 245V246H90ZM124 245H129L128 247L127 246H124ZM135 245H136V247H135ZM206 245V246H205ZM210 245V246H209ZM101 246H103L102 247V250H103V252H104V250H105V247L106 246H108V247H106V250H107V252H106V254H107V256H106V254L104 253L103 254V252H101L102 250H98V249H101ZM205 246V248H201V247H204ZM12 247H14L15 249H13ZM58 247V248H57ZM92 247V248H91ZM96 247V248H95ZM117 247V248H116ZM211 247V248H210ZM223 247V248H222ZM51 248V249H50ZM52 248H55L54 250L52 249ZM195 248V249H194ZM207 248V249H206ZM209 248V249H208ZM218 248H219V250H218ZM220 248H221V251H220ZM13 249V250H12ZM57 249V250H56ZM114 249H116V250H114ZM118 249H120V250H122V252L119 250L118 251ZM127 249V250H126ZM66 250V251H65ZM73 250V251H72ZM89 250H90V252H89ZM105 250V251H106ZM112 250H114L115 252L116 251H118V254L119 255H116L115 254V252H113ZM53 251V252H52ZM65 253H64V252ZM96 251H97V253H96ZM108 251L111 253V251H112V254H109L108 253ZM119 252H121V253H119ZM195 252V253H194ZM53 253V254H52ZM55 253V254H54ZM64 253V254H63ZM76 253V252H75ZM92 253H95V254H92ZM113 253L115 254V255H113ZM117 253V252H116ZM59 254H61V255H59ZM70 254V255H69ZM79 254V255H78ZM124 254V255H123ZM197 254V255H196ZM53 255V256H52ZM72 255L73 256H75V257H73L72 258ZM86 255V256H85ZM99 255H101V256H99ZM103 255H105L106 256V258L105 257H102ZM63 256H65L64 258L65 259H63ZM77 256H79V257H81V258H79V257H77ZM114 256V257H113ZM118 256V257H117ZM122 256H124L123 258H121ZM177 256H179V257H177ZM21 257V258H20ZM26 257V258H25ZM62 257V258H61ZM99 257H102V258H99ZM8 258H10V259H16V260H8L7 261V259ZM25 258V259H24ZM68 258H72L73 260H70L69 261V259ZM76 258V259H75ZM79 258V259H78ZM109 258V259H108ZM20 259H23V260H21L20 261ZM101 259H102V262H100L101 261ZM104 259V260H103ZM107 259V261H105ZM209 259V258H208ZM59 260H60V262H59ZM61 260H64V262L62 261L61 262ZM75 260H79L78 261V263L75 261ZM109 260V261H108ZM8 263H7V262ZM14 263H13V262ZM20 261V262H19ZM73 261V262H72ZM105 261V262H104ZM111 261V262H110ZM114 261V262H113ZM117 261V262H116ZM6 262V263H5ZM69 262V263H68ZM76 262V263H75ZM128 262V263H127ZM65 263V264H66ZM111 263V264H112Z\"/></svg>",
    "mask_w": 264,
    "mask_h": 264
},
{
    "label": "bare ground",
    "instance_id": "obj_2",
    "mask_svg": "<svg viewBox=\"0 0 264 264\" xmlns=\"http://www.w3.org/2000/svg\"><path fill=\"white\" fill-rule=\"evenodd\" d=\"M29 1H31V0H24V3L25 2H29ZM37 1V0H36ZM56 1H58V0H56ZM55 1V2H56ZM116 1V0H115ZM128 1V0H127ZM126 1V2H127ZM157 1V0H156ZM201 1V0H200ZM205 1V0H204ZM213 1V0H212ZM219 1V0H218ZM217 1V2H218ZM224 1V0H223ZM239 1V0H238ZM241 1H244L243 2V4L242 5H244L243 7H245V5H246V8L244 9V12H240L239 13V4L241 5V2L239 3V2H237V1H235V0H227V2H226V14H225V17H224V19L225 20H223L225 23V31H226V33H225V31H224V34H225V36H224V38H223V40H222V44H221V48H222V55H223V57L221 58V55H220V58L223 60L224 59V61H228L229 63L231 62V63H233L236 67V69L237 70H232V71H230V73H228L229 74V77L228 76H226V77H228V81L225 83V86H223V87H225V92H226V99H232V101H231V103L233 104V99H235V97H238L239 96V81L241 82V78L242 77H239V62H241V64H242V62L244 61L243 60V54H242V56H241V58H239V46L240 45H242L243 47H247V45L250 43V40L252 39V41L254 40V37L256 38V36H255V31L253 30V27H255L256 28V26H258V28L259 27H264V21H262V19L261 20H259L260 18V15L262 16L263 15V13H264V0H251V1H249V2H251V3H248V1L247 0H241ZM32 2H34V0L32 1ZM40 2V1H39ZM42 2V1H41ZM43 2H45V0L43 1ZM112 2V1H111ZM117 2V1H116ZM119 2V1H118ZM117 2V3H118ZM177 2H179V1H177ZM181 2H183V1H181ZM211 2V1H210ZM225 2V1H224ZM223 2V3H224ZM18 3H20L19 1H18ZM36 4H37V2H35ZM46 3V2H45ZM51 3V2H50ZM54 3V2H53ZM115 3V2H114ZM125 2H123L122 4H124ZM132 3V2H131ZM134 3V2H133ZM151 3H152V1H151ZM216 3V2H215ZM219 3V2H218ZM246 3V4H245ZM250 5L249 7H247V5L248 4ZM52 4V3H51ZM116 4V3H115ZM120 4H121V2H120ZM184 4V3H183ZM187 4V3H186ZM125 5V4H124ZM132 5V4H131ZM241 5V6H242ZM114 5L112 4V6H111V9H112V7H113ZM186 6V5H185ZM189 6V5H188ZM195 6V5H194ZM193 6V7H194ZM197 6V5H196ZM221 6V5H220ZM122 7V6H121ZM126 7H128V6H126ZM159 7H160V9L163 11V14L164 15H169V14H171V13H173V11H175V6H174V3L171 1V0H159ZM203 7V6H202ZM222 7V6H221ZM243 7H241V9H243ZM146 8H148V7H146ZM187 8V7H186ZM189 8L191 9L192 7H190L189 6ZM218 8V7H217ZM17 9V8H16ZM51 9V8H50ZM58 9V8H57ZM114 9H115V11H117L116 9V7H114ZM128 9V8H127ZM178 9V8H177ZM192 9H194V8H192ZM196 9V8H195ZM198 9H199V7H198ZM206 9V11H207V8H205ZM204 9V10H205ZM215 9V8H214ZM214 9H213V11H214ZM25 10H27V9H25ZM55 10V9H54ZM149 10V9H148ZM160 10V11H161ZM183 10H185V9H183ZM182 10V11H183ZM17 11V10H16ZM56 11V10H55ZM112 11V10H111ZM110 11V12H111ZM114 11V10H113ZM159 11V10H158ZM178 11V10H177ZM210 11V10H209ZM213 11L211 10V12L213 13ZM219 11V10H218ZM218 11H215V12H218ZM23 12H24V10H23ZM28 12V11H27ZM44 12V11H43ZM123 12V11H122ZM125 13H126V11H124ZM150 12H152V11H150ZM156 11H154V13H155ZM187 12V11H186ZM193 12V11H192ZM203 12V11H202ZM214 12V13H215ZM29 13V12H28ZM49 13V12H48ZM55 13V12H54ZM69 13H70V10H69ZM159 13V12H158ZM209 13V12H208ZM220 13V12H219ZM21 14V13H20ZM23 14V13H22ZM27 14V13H26ZM45 14V13H44ZM50 14V13H49ZM122 14V13H121ZM185 14H187V13H185ZM205 14V13H204ZM61 14H59V16H60ZM106 15H108L107 13L105 14V16ZM119 15H120V13H119ZM126 15V14H125ZM160 15H162V14H160ZM213 15V14H212ZM216 15V14H215ZM9 16H11V15H9ZM15 16H17V15H15ZM44 16H49L48 14H45ZM57 16V15H56ZM109 16V15H108ZM121 16H123V15H121ZM147 16V15H146ZM149 16H151V15H149ZM153 16V15H152ZM186 16V15H185ZM206 16H207V14H206ZM210 16V15H209ZM19 17V16H18ZM23 17V16H22ZM28 17V20H29V16H27ZM264 17V16H263ZM57 18H58V16H57ZM105 18V17H104ZM116 18V17H115ZM145 18H147V17H145ZM156 18V17H155ZM162 18V17H161ZM179 18V17H178ZM215 18V17H214ZM8 19H9V17H8ZM46 19V18H45ZM61 19V18H60ZM69 19V18H68ZM107 19H109V18H107ZM138 19V18H137ZM149 19V18H148ZM43 22H44V20L43 19H41ZM70 20V19H69ZM73 20H76V18L75 19H73ZM169 20H171V19H169ZM173 20V19H172ZM188 20H190V19H188ZM218 20V22H219V19H217ZM8 21V20H7ZM45 21H47V19L45 20ZM49 21V20H48ZM53 21V20H52ZM119 21V20H118ZM138 21V20H137ZM159 21V20H158ZM166 21V20H165ZM175 21V20H174ZM10 22H12V21H10ZM41 22V21H40ZM99 22V21H98ZM160 22V21H159ZM158 22V23H159ZM172 22V21H171ZM190 22H191V20H190ZM194 22H197V21H193V23ZM198 22H199V20H198ZM201 22V21H200ZM217 22V21H216ZM215 22V23H216ZM217 22V23H218ZM28 23V22H27ZM80 23V22H79ZM154 23H155V21H154ZM167 23H168V21H167ZM184 23V22H183ZM187 23H189V21L187 22ZM187 23H186V25H187ZM202 23H203V21H202ZM17 24V23H16ZM36 24V23H35ZM37 24H41V23H37ZM64 24H66V23H64ZM68 24V23H67ZM66 24V25H67ZM83 24V23H82ZM111 25H112V23H110ZM157 24V23H156ZM166 24V23H165ZM169 24H171V23H169ZM185 24V23H184ZM204 24V23H203ZM207 24V23H206ZM205 24V25H206ZM211 24V23H210ZM209 24V25H210ZM219 24V23H218ZM218 24H216V25H218ZM222 23H220L219 24V28H220V25H221ZM4 25V24H3ZM29 25H31V23H29ZM50 26L51 25V22L49 21L48 22V24H47V26ZM60 25V24H59ZM80 25H81V23H80ZM80 25H78V26H80ZM84 25V24H83ZM83 25H81L83 28H84V26ZM111 25H109V26H111ZM115 25V24H114ZM171 25H173V24H171ZM194 25V24H193ZM211 25H213V23L211 24ZM34 26V25H33ZM61 26V25H60ZM71 26V25H70ZM192 26V25H191ZM206 26H208V25H206ZM214 26V25H213ZM212 26V27H213ZM222 26V25H221ZM18 27V26H17ZM22 27V26H21ZM21 27L19 28V29H21ZM31 27V26H30ZM43 27H46V25H44ZM118 29L120 28L119 26H116ZM202 28H204L203 26H201ZM210 27V26H209ZM15 29H16V27H14ZM23 28V27H22ZM35 28V27H34ZM53 28H54V26H53ZM55 28H56V26H55ZM54 28V29H55ZM60 28H62V27H60ZM183 28H185V27H183ZM190 28V27H189ZM206 28V27H205ZM224 28V27H223ZM257 28V30L258 31H260L259 29ZM6 29V28H5ZM129 29V28H128ZM169 29V28H168ZM201 29V28H200ZM22 30V29H21ZM20 30V33H22V31ZM25 30V29H24ZM26 30H29L31 33H33V30L31 31L29 28H27ZM35 30V29H34ZM37 30V29H36ZM35 30V31H36ZM69 30H70V28H69ZM78 30V29H77ZM87 30V29H86ZM181 30V29H180ZM186 30H187V28H186ZM206 30H208L207 28H206ZM212 30V29H211ZM16 31H18V30H16ZM29 31H26L27 33L29 32ZM60 30H58L57 28H56V33H58ZM63 31H64V29H63ZM127 31V30H126ZM131 31V30H130ZM177 31H179V30H177ZM203 31V30H202ZM217 31V30H216ZM220 31V30H219ZM222 31V30H221ZM263 31H264V28H263ZM24 32V31H23ZM25 32V33H26ZM29 32V34H31ZM80 31H78V33H79ZM113 32H114V30H113ZM196 32V31H195ZM262 32V31H261ZM69 33V32H68ZM81 33H82V30H81ZM85 33H87V32H85ZM117 33V32H116ZM123 33V32H122ZM121 33V34H122ZM133 33V32H132ZM170 33V32H169ZM17 34V33H16ZM48 34V33H47ZM53 35H54V33H52ZM84 34V33H83ZM125 34H127V33H125ZM134 34V33H133ZM191 34V33H190ZM196 34H198V33H196ZM223 34V33H222ZM39 35V38H40V33L39 32H37V34H36V36H38ZM44 35V34H43ZM74 35V34H73ZM106 35V34H105ZM113 36L115 35V33L114 34H112ZM167 35V34H166ZM171 35V34H170ZM182 36H184L183 34H181ZM199 35V34H198ZM253 35H254V37H253ZM18 36H19V34H18ZM27 36V35H26ZM34 36V35H33ZM45 36V35H44ZM55 36V35H54ZM56 36H59V34H56ZM54 37V38H57V37ZM62 35H60L59 37H61ZM67 36H69V35H67ZM257 36H261V33H260V35H257ZM47 37V36H46ZM58 37V38H59ZM63 37V36H62ZM65 37V36H64ZM74 37H76L75 35H74ZM92 37H93V35H92ZM96 37V36H95ZM167 37V36H166ZM165 37V38H166ZM170 36H168L167 38H169ZM191 37H192V35H191ZM207 37V36H206ZM263 37H264V35H263ZM11 38V37H10ZM9 38V39H10ZM18 38H20V36L18 37ZM35 37H32L31 39H34ZM53 37H52V40L54 39ZM116 38H117V35H116ZM124 38V37H123ZM155 38V37H154ZM12 39V38H11ZM14 39H17V38H14ZM36 39H38V38H36ZM49 39H51V36L47 39V40H49ZM93 39V38H92ZM96 39V38H95ZM114 39V38H113ZM120 39V38H119ZM205 39V38H204ZM256 39H262V38H260V37H258V38H256ZM35 40V39H34ZM56 40V39H55ZM63 40V39H62ZM67 40V39H66ZM65 40V41H66ZM94 40V39H93ZM107 40V39H106ZM132 40V39H131ZM145 40V39H144ZM149 40V39H148ZM151 40V39H150ZM205 40H207V39H205ZM263 40V39H262ZM9 41V40H8ZM11 41V40H10ZM9 41V42H10ZM54 41V40H53ZM52 41V42H53ZM99 41V40H98ZM164 41V40H163ZM173 41V40H172ZM21 42V41H20ZM19 42V43H20ZM33 42H39V40L38 41H33ZM41 42H42V40L40 41V43L39 44H41ZM44 42V41H43ZM45 42H46V40H45ZM50 42H51V40H50ZM49 41H48V44H46L47 46H45V43L43 44H41V45H44L45 47H44V49H46L45 51H47V52H49L48 50L54 45L55 46V44H53L52 42V44H49L50 43ZM56 42V41H55ZM96 43H97V41H95ZM99 42H101L102 43V41L100 40ZM107 42H108V40H107ZM151 42V41H150ZM160 42V41H159ZM175 42H177V41H175ZM203 42V41H202ZM262 42V41H261ZM23 43V42H22ZM28 43V42H27ZM30 43V42H29ZM47 43V42H46ZM65 43V42H64ZM108 43H110V42H108ZM114 43V42H113ZM165 42H163V44H164ZM178 43H180L179 41H178ZM21 44V43H20ZM34 44V43H33ZM98 44H100V43H98ZM98 44H96V45H98ZM174 44V43H173ZM252 44V43H251ZM259 44H260V42H259ZM262 44V43H261ZM15 45H17V44H15ZM25 45V44H24ZM38 45V44H37ZM63 45H66V44H63ZM63 45H62V47H63ZM103 45H104V43H103ZM102 45V46H103ZM142 45V44H141ZM144 45V44H143ZM147 45V44H146ZM150 45V44H149ZM159 45H161V44H159ZM165 45V44H164ZM253 45V44H252ZM255 45V44H254ZM256 45H257V43H256ZM255 45V46H256ZM36 46V45H35ZM58 46H61V45H58ZM75 46V45H74ZM99 47H100V45H98ZM97 46V47H98ZM162 46V45H161ZM174 46V45H173ZM19 47V46H18ZM18 47H9V46H4V54H5V57L3 56V58L1 57L2 56V53L0 54V135L1 134H7V132L10 130V129H12L14 132H15V130H19L18 132V134L15 132V135H11L9 138H5V140H3L2 142H0V184H2V183H4V182H7V181H9V179H12L13 180V178H12V176H14L13 174H12V172H10L11 174H12V176H10V173L8 172L9 171V169H10V167L12 166V164H15L19 159H17V158H15V156L17 155V156H20V154L19 153H17L15 156H14V154L13 153H16L17 152V150H18V148H17V145H18V142L19 141H21V142H23V146H26L27 147V149L30 151V153H31V155L32 154H35L34 152H35V150H37V149H35V144H34V142H33V140L35 139V138H33L32 136H35V135H38V134H35V135H32L33 133H36V132H40V130L43 128H47V127H50V129H52V128H54V129H57V131L59 130L60 131V128H62L61 126H60V124H58L59 123V121L61 122V121H63V125H64V127H65V125H66V123H64V121L65 122H69L70 121V119H71V116H72V114L73 113H75V114H77L78 116H87L88 115V117H86L85 119H87V118H89L90 120H86V122H84V123H82L83 124V128H84V124H86L87 126L89 125V129H87V130H89L88 132L89 133H91L90 134V136H92L91 138H101L102 137V127H103V122L104 121H106V120H109V119H112V118H115V116L117 115V113L118 112H116V109H114L111 105H110V100L111 99H113V101H115V99H118V98H115L114 97V95H113V92L111 91V90H109V89H107V88H104V89H102V91H101V93H100V95H101V99H100V102L99 103H96V101L94 100L95 98H97V96L93 99L92 98V100H94L95 102H91L89 99H91V97L89 96V92L87 91V89L85 88L86 86V84L84 85L83 84V81H82V85L79 83V82H77V83H74V82H69V81H67V79L66 80H64V78L66 77V75L62 72L61 74H64L65 75V77H64V75H63V77H61V80H59V82H58V84H59V88L57 89V88H55V89H57L58 90V95L57 94H55V93H53V91H55L54 90V87L52 88L53 89V91L51 92V91H49V90H47L46 89V87H44L43 86V84H41V83H39L38 81H40V79L37 81L38 83H36L35 82V80L37 79H35L34 81H30V82H28V79L26 78L25 79V77L23 76V74H19V72H25L26 71V74L27 75H31L30 77H32V75L34 76H36V75H38V76H40L41 75V73H42V76L44 75L43 74V72H42V70L41 69H39L38 67H36V65H35V63L34 62H32V59L30 60L29 59V61L27 62V65H23L24 67L22 68V67H18V66H14V67H11V68H13V69H11V71H12V75L10 76V73H8V74H4V76H2L3 75V73H5L4 71H2L4 68H3V62L6 60V54L8 53H12V54H15V52H18V51H21L22 50V48L20 49V48H18ZM21 47H22V44H21ZM31 47V46H30ZM39 47V46H38ZM43 47V46H42ZM61 47V48H62ZM116 47V46H115ZM128 47V46H127ZM180 47V46H179ZM248 47L250 48V44L248 45ZM65 48H66V46H65ZM72 48H74V47H72ZM104 48V47H103ZM147 48V47H146ZM171 48V47H170ZM196 48H197V46H196ZM203 48V47H202ZM248 48V50H250ZM3 49V48H2ZM20 49V50H19ZM27 49H29V48H27ZM26 49V51H28ZM30 49H32V48H30ZM43 49V48H42ZM105 49V48H104ZM154 49V48H153ZM155 49H157V48H155ZM172 49V48H171ZM177 49H180V48H177ZM204 49H206V48H204ZM41 50V49H40ZM72 50V49H71ZM149 50V49H148ZM174 50H175V48H174ZM174 50L172 49L171 51H170V49H169V52H174ZM215 50V49H214ZM44 51V50H43ZM70 50L68 49L67 50V52H69ZM152 51V50H151ZM195 51V50H194ZM197 51V50H196ZM242 51V50H241ZM240 51V52H241ZM245 51V50H244ZM30 52L32 53L33 51L32 50H30ZM30 52H29V54H30ZM83 52V51H82ZM131 52V51H130ZM144 52H145V48H144ZM162 52L163 51H161V53L160 54H162ZM177 52H179V50H177ZM212 53H213V51H211ZM216 52V51H215ZM218 53H220L219 51H217ZM246 52H248V51H246ZM40 53H41V51H40ZM53 53V52H52ZM84 53V52H83ZM196 53H198V51L196 52ZM3 54V55H4ZM28 54V55H29ZM73 54V52L71 53V55ZM75 54H77V53H75ZM166 54H167V52H166ZM168 54H170V53H168ZM172 54V53H171ZM221 54V53H220ZM252 54H254V53H252ZM259 54V53H258ZM25 56H26V54H24ZM24 55L22 56V57H24ZM60 54H58L57 56H59ZM78 55H79V57L81 56L79 53H78ZM100 55V54H99ZM131 55H134V54H131ZM150 55H151V53H150ZM165 55V54H164ZM212 55V54H211ZM261 55V54H260ZM21 56V55H20ZM57 56H54V57H56V58H58ZM73 56V55H72ZM117 56V55H116ZM140 56V55H139ZM198 56H199V54H198ZM252 56V55H251ZM37 57H39V56H37ZM51 57V56H50ZM54 57H51V58H54ZM62 57V59H63V56H61ZM85 57V56H84ZM107 57V56H106ZM112 57V56H111ZM115 57V56H114ZM118 57V56H117ZM134 57V56H133ZM138 57V56H137ZM147 57H148V54H147ZM170 57H174V56H170ZM183 57H184V55H183ZM210 57H212V56H210ZM253 57H255V55L253 56ZM46 58V57H45ZM51 58H48V59H51ZM83 58V57H82ZM103 58H104V56H103ZM140 58V57H139ZM145 58V57H144ZM186 58H187V56H186ZM260 58V57H259ZM8 59V58H7ZM24 59H25V57H24ZM28 59V58H27ZM66 59H68V58H66ZM76 59V58H75ZM77 59H79V58H77ZM85 58H83V60H84ZM89 59V58H88ZM114 59V58H113ZM136 59V58H135ZM138 59V58H137ZM141 59V58H140ZM207 59H209V58H207ZM253 59H256V58H253ZM261 59H263V58H261ZM20 60V59H19ZM21 60H22V58H21ZM21 60H20V62L18 61V63H21V65L23 64L22 62H21ZM38 60V59H37ZM52 60V59H51ZM69 60V59H68ZM82 60V59H81ZM89 60H91V59H89ZM94 60V59H93ZM95 60H96V58H95ZM142 60V59H141ZM140 60V62H142ZM149 60V59H148ZM191 60V59H190ZM194 60V59H193ZM200 61H201V59H199ZM212 60V59H211ZM215 59H213V61H214ZM219 60V59H218ZM240 60V61H239ZM45 61H47L46 59H45ZM66 61V60H65ZM71 61V60H70ZM96 61H98V60H96ZM112 61V60H111ZM120 61H122V60H120ZM120 61H118V62H120ZM138 61V60H137ZM175 62V64H172L171 62ZM186 61H187V59H186ZM185 61V62H186ZM189 61V60H188ZM186 62L185 64L183 63V60H182V58H181V55H177L176 57H175V59H169L168 57H164L163 56V54H162V56H160L159 54H157L156 55V57H150V61H148L150 64H153V63H155V64H157V68H159V69H161L162 71H161V73H160V71H159V74L161 75V78H164L165 79V82H167V84L168 85H171V83H172V77H171V75H170V72L172 71V69L173 68H175V67H180V70L182 71V73L183 74H185L186 75V77H188V75H189V70L187 69V67H185V65L187 64V63H190V61L189 62ZM249 61V60H248ZM252 61V60H251ZM255 61H257V59L255 60ZM43 62H44V59H43ZM100 62V61H99ZM107 62V61H106ZM118 62H116V63H118ZM124 62V61H123ZM132 62V61H131ZM140 62H138V63H136V65H139V64H141ZM202 62V61H201ZM205 62V61H204ZM208 62H210V61H208ZM223 62V61H222ZM264 62V61H263ZM40 63V62H39ZM39 63H38V65H39ZM45 63V62H44ZM59 63V62H58ZM67 63V62H66ZM92 63V62H91ZM122 63V62H121ZM193 63V62H192ZM195 63V62H194ZM193 63V64H194ZM212 63V62H211ZM224 63V62H223ZM229 63H225V65L226 64H229ZM244 63H248V62H244ZM250 63V62H249ZM65 64V63H64ZM95 64V63H94ZM115 64V63H114ZM119 64V63H118ZM117 64V65H118ZM125 64V63H124ZM128 64V63H127ZM133 64H135V63H133ZM205 64H206V62H205ZM251 64V63H250ZM97 65H100V64H97ZM109 65V64H108ZM116 65V66H117ZM225 65H223V66H225ZM243 65V64H242ZM252 65H253V63H252ZM251 65V66H252ZM20 66V65H19ZM49 66V65H48ZM65 66V65H64ZM63 66V67H64ZM84 66V65H83ZM87 66V65H86ZM85 66V67H86ZM105 66V65H104ZM109 66H111V65H109ZM108 66V67H109ZM114 66V65H113ZM122 66V65H121ZM125 65H123V67H120L119 65H118V67L121 69V71H123V73H124V71L125 70H122V68L123 69H126L125 67H124ZM134 66V65H133ZM146 66H147V64H146ZM153 66H154V64H153ZM205 66H207V65H205ZM214 66V65H213ZM218 66H221V65H218ZM227 66V65H226ZM231 66V65H230ZM248 66V65H247ZM42 67V66H41ZM43 67H45V66H43ZM60 67V66H59ZM61 67H62V65H61ZM74 67V66H73ZM79 67H81V66H79ZM95 67H97L96 66V64H95ZM94 67V68H95ZM106 67V66H105ZM132 67V66H131ZM130 67V68H131ZM196 67V66H195ZM210 67V66H209ZM260 67H262V65L260 66ZM55 68H57V67H55ZM65 68H67V67H65ZM76 68V67H75ZM82 68V67H81ZM86 68H88V67H86ZM99 68V67H98ZM116 68V67H115ZM129 68V67H128ZM129 68V69H130ZM134 68V67H133ZM138 68H139V66H138ZM212 68V67H211ZM218 68V67H217ZM241 68V72L244 70V69H246V68H243L242 66L240 67ZM256 68V67H255ZM254 68V69H255ZM264 68V67H263ZM262 68V69H263ZM46 69V68H45ZM54 69V68H53ZM76 69H78V67L76 68ZM83 69H85V68H83ZM89 69H90V66H89ZM155 69V68H154ZM260 69V68H259ZM91 70L93 71V69L91 68ZM91 70H89L90 72H91ZM97 70V69H96ZM137 70H139V69H137ZM151 70V69H150ZM190 70H191V68H190ZM213 71H216L215 69H212ZM219 70H221V69H219L218 68V71ZM247 70V69H246ZM252 70H253V68H252ZM10 71V72H11ZM40 71V74H38V72ZM48 71V70H47ZM46 71V72H47ZM120 71V72H121ZM146 72L145 73H147L146 74V76H150L151 74H150V72L151 71H154V70H151L150 72H149V70L148 69H146L145 70ZM177 71H178V69H177ZM222 71V70H221ZM248 71H249V69H248ZM256 71H257V69H256ZM259 71V70H258ZM82 72V71H81ZM86 72H87V69H86ZM98 72H100V71H98ZM120 72H119V74H120ZM126 72V71H125ZM157 72V71H156ZM191 72V71H190ZM193 72H194V70H193ZM217 72V71H216ZM68 73V72H67ZM101 73V76L102 77H104V75H105V73L102 75V73L103 72H100ZM128 74H129V72H127ZM137 73V72H136ZM140 73H142V71L140 72ZM174 73H175V71H174ZM195 73V72H194ZM194 73H193V75H194ZM207 73V72H206ZM205 73V74H206ZM218 73V72H217ZM260 73H262V72H260ZM107 75H109V73H106ZM125 74V73H124ZM124 74H122V75H124ZM135 74V73H134ZM139 74V73H138ZM171 74H173V73H171ZM196 74H198V73H196ZM203 74V73H202ZM254 74V73H253ZM258 74V73H257ZM263 74V73H262ZM88 75H91V74H88ZM95 75V74H94ZM126 76H128L127 74H125ZM130 75V74H129ZM141 75V74H140ZM174 75V74H173ZM199 75V74H198ZM208 74H206V76H207ZM61 76V75H60ZM83 76V75H82ZM101 76H99V78L101 77ZM132 76V75H131ZM143 76V75H142ZM141 76V77H142ZM152 76H153V74H152ZM205 76V75H204ZM209 76V75H208ZM217 76H219V77H216V78H220V77H222L221 75H217ZM258 76V75H257ZM29 77V76H28ZM72 76H70V78H71ZM74 77H76V76H74ZM84 77V76H83ZM135 77L136 76H134V78L133 79H135ZM156 76H154V78H155ZM185 77V78H186ZM212 77V76H211ZM213 77H215V76H213ZM212 77V78H213ZM264 77V76H263ZM50 78V77H49ZM54 78V77H53ZM69 78V79H70ZM90 78H93V77H90ZM89 78V79H90ZM106 78V77H105ZM157 78V77H156ZM202 78V77H201ZM206 78H208V77H206ZM246 78V77H245ZM259 78H262V77H260V75H259ZM31 79V78H30ZM88 79V80H89ZM95 79V78H94ZM158 79V78H157ZM164 79H163V82H164ZM179 79H180V76H179ZM182 79V78H181ZM209 79V78H208ZM240 79V80H239ZM247 79H248V77H247ZM91 80V79H90ZM108 79H106V81H107ZM117 80H119V79H117ZM142 80H143V78H142ZM150 80H151V77H150ZM161 80V81H160ZM198 80H199V78H198ZM205 80V79H204ZM216 79H214V81H215ZM243 80H245V79H243ZM43 81V80H42ZM45 81V80H44ZM50 81V80H49ZM77 81V80H76ZM100 81H101V78H100ZM99 81V82H100ZM122 81V80H121ZM157 81V80H156ZM176 81V80H175ZM178 81V80H177ZM226 81V80H225ZM98 82V81H97ZM115 82H118V81H115ZM123 82V81H122ZM145 82V81H144ZM144 82H143V84H144ZM152 82V81H151ZM151 82H149V83H151ZM158 82H161L162 83V79H160L159 78V81ZM212 82V81H211ZM211 82H209V83H211ZM248 82L249 81H247L246 83L248 84ZM43 83V82H42ZM87 83V82H86ZM124 83V82H123ZM189 83H192V82H189ZM195 83H196V81H195ZM198 83V82H197ZM202 83V82H201ZM214 83H219V81H218V79L216 80V82H214ZM245 83V82H244ZM249 83H251V82H249ZM90 84V83H89ZM89 84H87V85H89ZM93 84V83H92ZM98 84V83H97ZM113 84V83H112ZM118 84H119V82H118ZM145 84H147V83H145ZM152 84V83H151ZM174 84V83H173ZM187 84V86L186 87H188L189 88V86H188V83H185V85ZM199 84V83H198ZM212 84H213V82H212ZM105 85V83L103 84V86ZM114 85H115V83H114ZM120 85V84H119ZM121 85H123V84H121ZM192 85H194V81H193V84ZM85 86V87H84ZM107 86V85H106ZM110 86H112V85H110ZM124 86H125V83H124ZM129 86H130V84H129ZM132 86V85H131ZM212 86H214V84L212 85ZM247 86V85H246ZM248 86H249V84H248ZM91 87V86H90ZM113 87V86H112ZM148 87V86H147ZM222 87V88H223ZM259 87V86H258ZM97 88V87H96ZM132 88H134V87H132ZM132 88H129V89H132ZM136 88V87H135ZM150 88V87H149ZM154 89L156 88V87H153ZM173 88V87H172ZM175 88V87H174ZM181 88H183L184 90H185V87H184V85H183V87H181ZM188 88H186V89H188ZM248 88V87H247ZM112 89V88H111ZM113 89H114V87H113ZM142 89V88H141ZM140 89V90H141ZM171 89V88H170ZM180 89V88H179ZM190 89H193V88H191L190 87ZM196 89H197V87H196ZM98 90H99V88H98ZM144 90V89H143ZM148 90V89H147ZM150 90V89H149ZM158 90V89H157ZM177 90H178V88H177ZM176 90V91H177ZM199 90V89H198ZM197 90V91H198ZM201 90V89H200ZM199 90V91H200ZM251 90H255V89H250V91ZM260 90H262V89H260ZM259 90V91H260ZM263 90H264V88H263ZM90 91V90H89ZM133 91V90H132ZM159 91V90H158ZM181 91V90H180ZM183 91V90H182ZM186 91V90H185ZM191 91V90H190ZM207 91V90H206ZM206 91H204V92H206ZM217 91H220L219 89L217 90ZM93 92H96V91H93ZM115 93L114 94H116L115 96H120V95H125V93H124V91L121 89V88H117V89H115V91H114ZM135 92V91H134ZM152 92V91H151ZM167 92H169V91H167ZM172 93H174V91H171ZM179 92V91H178ZM187 92V91H186ZM185 92V93H186ZM208 92H210V91H208ZM213 92V91H212ZM221 92V91H220ZM224 91H223V95H224V93H225ZM227 92H228V94H227ZM253 92V91H252ZM262 92V91H261ZM260 92V93H261ZM92 93V92H91ZM132 93V92H131ZM172 93H170V94H172ZM183 93V92H182ZM181 93V94H182ZM194 93V92H193ZM193 93H192V95H193ZM195 93H196V90H195ZM199 93V92H198ZM257 93V92H256ZM259 93V92H258ZM263 93V92H262ZM64 94H66V97L65 98H62L63 97V95ZM94 94V93H93ZM150 94V93H149ZM155 94V93H154ZM166 94H169V93H166ZM170 94H169V96H170ZM175 94H178L177 95V97L179 96V93H175ZM197 94V93H196ZM215 94H216V92H215ZM62 95V96H61ZM96 95H98V93H96ZM130 95V94H129ZM134 95H137V94H134ZM156 95V94H155ZM160 95V94H159ZM173 95V94H172ZM183 95V94H182ZM185 95V94H184ZM198 95H200V94H198ZM213 95H214V92H213ZM212 95V96H213ZM58 96H60V97H58ZM127 96V95H126ZM146 98L148 99V93H146ZM166 96V95H165ZM168 96V98H170ZM174 96V95H173ZM188 96V95H187ZM194 96H196L195 94H194ZM211 96V95H210ZM215 96V95H214ZM218 96H220V93H219V95ZM114 97V98H113ZM122 97V96H121ZM120 97V98H121ZM130 97V96H129ZM155 97V96H154ZM176 97V98H177ZM184 97V96H183ZM221 97V96H220ZM99 98V97H98ZM160 98H161V96H160ZM168 98L166 99V97L164 98V99H166V100H168ZM173 98H175V97H173ZM172 98V99H173ZM185 98H186V96H185ZM188 98V97H187ZM194 98V97H193ZM199 98V97H198ZM205 98H206V96H205ZM208 99H209V97H207ZM222 98V97H221ZM56 99H68V103L66 104V105H60V104H58V103H56ZM126 99V98H125ZM124 99V100H125ZM130 99H132V101L131 102H129V104L130 103H132L133 104V110H134V108H135V111H134V113L136 114V119L138 120V122L139 123H143L144 122V118H145V116L147 115V114H149L150 112L148 111V108H147V106L146 105H148V104H145V102L143 103V101L142 100H144L142 97H139V96H131V98H129V100ZM155 99V98H154ZM162 99V98H161ZM171 98H170V100H172ZM192 99V98H191ZM222 99H224V98H222ZM237 99V98H236ZM121 101H123L122 99H120ZM127 100H128V97H127ZM126 100V101H127ZM150 100H152V99H150ZM165 100V101H166ZM211 100V99H210ZM210 100H209V102H210ZM213 100V99H212ZM211 100V101H212ZM215 100V99H214ZM227 100V101H228ZM61 101V100H60ZM63 101V100H62ZM164 101V100H163ZM162 101V103H165V101L163 102ZM180 101V100H179ZM194 101V100H193ZM203 101V100H202ZM241 101H243V100H241ZM80 102H82L81 104H83V103H85V108L83 109V110H81L80 109V107H79V103ZM116 102V101H115ZM118 102H120L119 100H118ZM169 102V101H168ZM171 102V101H170ZM175 102V101H174ZM173 102V103H174ZM181 102V101H180ZM207 102V101H206ZM214 103H215V105H216V102H218V99H217V101H213ZM176 103V102H175ZM183 103V102H182ZM191 103V102H190ZM221 103H224L223 102V100H222V102ZM150 104H152V103H150ZM122 105V104H121ZM158 105H160V104H158ZM172 105V104H171ZM171 105H169V106H171ZM185 105H188V104H186L185 103ZM194 105V104H193ZM208 105V104H207ZM218 105V104H217ZM219 105L221 106H219L220 108H222V106H224V105H221L220 103H219ZM242 105V104H241ZM244 105V104H243ZM82 106V105H81ZM131 106V105H130ZM151 106V105H150ZM152 106H154V104L152 105ZM155 106H157V105H155ZM161 106V105H160ZM164 106V105H163ZM168 106V107H169ZM189 106V105H188ZM187 106V107H188ZM195 106H196V104H195ZM200 106V105H199ZM204 106V103L202 104V107ZM227 106H228V102H227ZM240 106V105H239ZM264 106V104H260V106L258 105L257 106V110H261L260 109V107H263ZM159 107V106H158ZM158 107H155V111L157 110V113L159 112V110L158 109H160V107L158 108ZM166 108H167V106H165ZM165 107H162L161 106V108H165ZM186 107V106H185ZM229 107V106H228ZM120 108H122V107H120ZM120 108H118V109H120ZM156 108H158V109H156ZM172 108V107H171ZM201 108V107H200ZM205 108V107H204ZM206 108H208V107H206ZM247 108V107H246ZM150 109V108H149ZM186 109H188V108H186ZM197 109V108H196ZM223 109V108H222ZM245 109V108H244ZM253 109V108H252ZM228 110V109H227ZM237 110V109H236ZM256 110V111H257ZM263 110H264V107H263ZM124 111V110H123ZM155 111H151L152 113H154ZM176 111V110H175ZM179 111V110H178ZM198 111V109L196 110V112ZM200 111H203L202 109L200 110ZM199 111V112H200ZM222 110L220 109V111L219 112H221ZM242 111H244V110H242ZM241 111V112H242ZM248 111V110H247ZM251 111V110H250ZM255 111V110H254ZM122 112V111H121ZM126 113H127V110L125 111ZM124 112V113H125ZM166 112V111H165ZM205 112L206 113H209V111L208 110H205ZM210 112H214V113H216V111H214V109L211 111V109H210ZM227 112H229V114L230 113H232V114H230L226 119H227V121H225L227 124H228V126H230V127H232V128H236V124H232V123H230L231 121H232V118H233V116H240V115H238L237 114V111H235V109H234V111L232 110V108H230V111L228 110V111H226V113ZM241 112L239 113V114H241ZM258 112V111H257ZM261 113H264V112H262V111H260ZM125 113V114H126ZM131 113V112H130ZM130 113L128 114V115H130ZM168 113V112H167ZM172 113H174V112H172ZM179 113V112H178ZM184 113H186V112H184ZM223 113H225L224 112V110H223ZM253 113V112H252ZM252 113L250 114V115H252ZM134 114V115H135ZM177 114V113H176ZM191 114V113H190ZM190 114H188L187 113V115H190ZM221 114H222V112H221ZM244 114V113H243ZM255 114V116H256V114L257 113H254ZM119 115H121V114H119ZM119 115H117V118H118V116ZM166 115V114H165ZM181 115H183L184 116V114H181ZM186 115V116H187ZM200 114H198V116H199ZM242 115V114H241ZM73 116H76V115H74L73 114ZM72 116V117H73ZM168 116V115H167ZM201 116V115H200ZM224 116V115H223ZM223 116H220V117H223ZM249 116V115H248ZM254 116V115H253ZM77 117V116H76ZM75 117V118H76ZM169 117V116H168ZM185 117V116H184ZM188 117V116H187ZM204 117V116H203ZM211 117H213V118H215V117H218V115H211ZM243 117V116H242ZM250 117V116H249ZM80 117H78V119H79ZM121 118V117H120ZM146 118H149V115L148 116H146ZM161 118V117H160ZM170 118V117H169ZM186 118V117H185ZM126 120H127V118H125ZM151 119V118H150ZM163 119V118H162ZM164 119H166L165 121H167V119L168 118H164ZM192 120H193V118H191ZM203 119V118H202ZM209 119V118H208ZM208 119H207V121H208ZM219 120V118H215V120ZM249 119V118H248ZM256 119V118H255ZM260 119H262V118H260ZM72 120V119H71ZM125 120V121H126ZM157 120H159V117H158V119ZM170 119H168V121H169ZM174 120V119H173ZM178 120H180V119H178ZM245 120V119H244ZM259 120V119H258ZM80 121H81V118H80ZM115 121V120H114ZM117 121H118V119H117ZM153 121V120H152ZM164 121V120H163ZM164 121V122H165ZM167 121V122H168ZM196 121H201V120H194V122H196ZM247 121V120H246ZM249 121V120H248ZM251 121V120H250ZM249 121V122H250ZM116 122V121H115ZM129 122V121H128ZM157 122V121H156ZM156 122H154V124L156 123ZM180 122V121H179ZM191 122H193V121H191ZM213 122H214V120H213ZM218 122V121H217ZM224 122V123H225ZM264 122V121H263ZM75 124H74V126L76 125V122H74ZM81 123V122H80ZM106 123V122H105ZM104 123V124H105ZM119 123H123V122H120L119 121ZM160 123H163V122H160ZM166 123V122H165ZM164 123V124H165ZM186 123V122H185ZM202 123H204V122H202ZM208 123V122H207ZM215 123H216V121H215ZM222 123V122H221ZM221 123H217L218 124V126L219 125H221ZM240 123V122H239ZM242 123V122H241ZM241 123L239 124V125H241ZM61 124V125H62ZM77 124H78V122H77ZM109 124H110V121H109ZM134 125H135V123H133ZM157 124V123H156ZM156 124L155 125H153V124H151L150 126H152L153 125V128H154V126L156 127ZM171 123H169L168 125H170ZM189 124V123H188ZM199 124V123H198ZM260 124H262L261 122H260ZM260 124H256V126L257 125H259V126H261ZM59 125V126H58ZM106 125V124H105ZM107 125H108V122H107ZM133 125V126H134ZM200 125V124H199ZM208 125V124H207ZM212 125V124H211ZM210 125V126H211ZM72 126V125H71ZM73 126V127H74ZM117 126H118V124H117ZM125 126V125H124ZM180 126H181V124H180ZM180 126H178V127H180ZM193 126V125H192ZM202 126V125H201ZM235 126V127H234ZM241 126H243V124L241 125ZM240 126V127H241ZM244 126H245V124H244ZM254 126V125H253ZM60 127V128H59ZM86 127V126H85ZM105 127V126H104ZM119 127V126H118ZM122 127H123V125H122ZM165 127H166V125H165ZM171 127V126H170ZM173 127V126H172ZM171 127V128H172ZM181 127H183V126H181ZM180 127V128H181ZM186 127H188V126H186ZM197 126H195V128H196ZM224 127H225V125H223V126H221V128H223V130H224ZM251 127V126H250ZM68 128H72V127H68ZM87 128V127H86ZM109 128H110V126H109ZM114 128V127H113ZM126 128V127H125ZM128 129L130 128V127H127ZM194 128V129H195ZM211 128H213V127H211ZM215 128V127H214ZM216 128H217V131H218V127H217V125H216ZM227 128V127H226ZM247 128H248V126H247ZM259 128V130H260V127H258ZM42 129V130H43ZM62 129H66V128H62ZM61 129V130H62ZM105 129V128H104ZM115 129V128H114ZM118 129V128H117ZM168 129H169V127H168ZM173 129V128H172ZM177 129H179V128H177ZM176 129V130H177ZM187 129H189V128H187ZM198 129H200V128H198ZM228 129H229V127H228ZM244 129V128H243ZM254 129H255V127H254ZM46 129H44V131H45ZM68 130V129H67ZM132 131L130 132V133H133L134 134V132H133V130L134 129H131ZM164 130V129H163ZM174 130V129H173ZM180 130V129H179ZM186 130V129H185ZM184 130V131H185ZM191 130V129H190ZM223 130H221V131H223ZM227 130V129H226ZM225 130V131H226ZM241 129H239V131H240ZM43 131V132H44ZM51 130H49V132H50ZM53 131V130H52ZM51 131V132H52ZM66 131V130H65ZM71 131V130H70ZM115 131H116V129H115ZM119 132H120V130H118ZM123 131V130H122ZM126 131V130H125ZM164 131H166V130H164ZM220 131V132H221ZM228 131H230V129L229 130H227V132ZM247 131V130H246ZM253 131V130H252ZM256 131V130H255ZM47 132H48V130H47ZM63 132V131H62ZM110 132V131H109ZM109 132H108V134H109ZM113 132V131H112ZM111 132V133H112ZM180 132V131H179ZM200 132V131H199ZM232 133H234L235 132V130H234V132H233V129H232V131H231ZM238 132V131H237ZM241 132H243V131H241ZM240 132V133H241ZM254 132V131H253ZM260 132V131H259ZM59 133H61V132H59ZM124 133V132H123ZM151 134L153 133V131H151L150 132ZM155 133H157V132H154V135H157L158 136V133L157 134H155ZM163 133H165V132H163ZM163 133H162V135H163ZM167 133V132H166ZM178 132H176V134H177ZM180 133H182V132H180ZM186 133V132H185ZM226 133V132H225ZM239 133V134H240ZM247 133H249V132H247ZM255 133V132H254ZM258 133V132H257ZM261 133V132H260ZM40 134H41V132H40ZM39 134V135H40ZM43 134V133H42ZM53 133H51V135H52ZM70 134V133H69ZM84 135H86V133H83ZM107 134V133H106ZM114 134H116L115 132H114ZM113 134V135H114ZM150 134V135H151ZM174 135H175V133H173ZM194 134V133H193ZM198 134V133H197ZM200 134V133H199ZM203 134V133H202ZM201 134V135H202ZM214 134V133H213ZM212 134V135H213ZM217 134H218V132H217ZM235 134V133H234ZM55 135V134H54ZM57 135H59V137H60V135L61 134H57ZM71 135H73L72 133H71ZM84 135H83V137H84ZM110 135V134H109ZM112 135V134H111ZM112 135V136H113ZM123 135V134H122ZM122 135H120V137L121 138H123V136ZM136 135H139V131H138V134H136ZM140 135H141V132H140ZM149 135V136H150ZM153 135V134H152ZM165 135V137H166V135H167V137H168V134H164ZM170 135V134H169ZM206 135V134H205ZM221 135V134H220ZM230 135V134H229ZM241 135V134H240ZM246 135V134H245ZM257 137H258V135L257 134H255ZM69 136V135H68ZM105 136V135H104ZM103 136V137H104ZM177 136V135H176ZM181 136V135H180ZM184 136V135H183ZM183 136H181V138L183 137ZM187 136H188V134H187ZM192 137H193V135H191ZM204 136V135H203ZM210 136V135H209ZM208 136V137H209ZM254 136V135H253ZM1 137V136H0ZM2 137H4V136H2ZM47 137V136H46ZM48 137H49V135H48ZM58 137V136H57ZM57 137H55V139L57 138ZM58 137V138H59ZM71 137V136H70ZM69 137V138H70ZM107 137V136H106ZM120 137H118V138H120ZM126 137V136H125ZM166 137V138H167ZM179 137V136H178ZM222 137V136H221ZM248 137H251V135L249 134V136ZM248 137H247V139H248ZM20 140H19V139ZM50 138H51V136H50ZM50 138H48V139H50ZM57 138V139H58ZM87 138V137H86ZM107 138H109V137H107ZM129 138H131V137H129ZM135 137H133V139H134ZM152 138V137H151ZM151 138H150V141H152L151 140ZM162 138V137H161ZM160 138V139H161ZM189 138V137H188ZM191 138V137H190ZM234 137H232V139H233ZM259 138V137H258ZM39 139V138H38ZM74 139V138H73ZM72 139V140H73ZM101 139H103V138H101ZM153 139V138H152ZM163 139V138H162ZM179 139H180V137H179ZM212 139V138H211ZM246 139V140H247ZM19 140V141H18ZM40 140V139H39ZM52 140V139H51ZM59 140V139H58ZM67 140H69L68 138H67ZM88 140V139H87ZM110 140V139H109ZM119 140V139H118ZM122 140H124V139H122ZM121 140V141H122ZM128 140V139H127ZM157 140H158V137H157ZM167 140V139H166ZM168 140H170V139H168ZM171 140H173L172 138H171ZM177 141H178V139H176ZM181 140V139H180ZM194 140H196V139H194ZM205 140H207V138L205 139ZM238 140V139H237ZM260 141H262V138L260 137V139H259ZM18 141V142H17ZM35 141V140H34ZM48 141H50V140H48ZM73 141H75V139L73 140ZM72 141V142H73ZM89 141V140H88ZM93 141V140H92ZM95 141V140H94ZM99 141H101L102 142V140H99ZM98 141V142H99ZM112 141V140H111ZM113 141H116V139H113ZM112 141V142H113ZM133 141V140H132ZM159 141V140H158ZM158 141H156L155 140V142H158ZM175 141V140H174ZM208 141V140H207ZM225 141V140H224ZM223 141V142H224ZM230 141V140H229ZM239 141V140H238ZM245 141V140H244ZM251 141V140H250ZM20 142V143H21ZM36 142V141H35ZM40 142L43 144V143H46V142H44L43 140H40ZM39 142V143H40ZM68 143H69V141H67ZM71 142V143H72ZM79 142V141H78ZM123 142V141H122ZM130 142V141H129ZM137 142V141H136ZM136 142H135V145H136ZM139 142V141H138ZM137 142V143H138ZM154 142V141H153ZM163 142V141H162ZM187 142V141H186ZM198 142V141H197ZM201 142V141H200ZM202 142H204V141H202ZM201 142V143H202ZM211 142V141H210ZM209 142V143H210ZM68 143H66V146H68L67 148L69 149V144ZM74 143V142H73ZM89 143V142H88ZM94 143V142H93ZM92 143V144H93ZM104 143H106V141L104 140ZM104 143L102 144V143H99V144H102V146L104 145ZM108 143H109V141H108ZM108 143H106V145L108 144ZM131 143V142H130ZM144 143H145V141H144ZM171 143V142H170ZM175 143V142H174ZM173 143V144H174ZM179 143V142H178ZM177 142H176V144H178ZM185 143V142H184ZM190 143V142H189ZM211 143H214V142H211ZM233 144H232V151H233V153H234V157H235V160L237 159L238 160V157H239V155L241 154V153H243V151H245V147H239V144H238V142H236V141H233L232 142ZM241 143V142H240ZM57 144H59V142L57 143ZM63 143H61V145H62ZM75 144V143H74ZM76 144H77V142H76ZM80 144V143H79ZM82 144V143H81ZM86 144H87V142H86ZM98 144V145H99ZM122 144V143H121ZM132 144V143H131ZM146 144V143H145ZM155 144H157V143H155ZM166 144V143H165ZM181 144H183V143H181ZM225 144V143H224ZM263 144V143H262ZM40 144H38V147H40L39 146ZM47 145V144H46ZM50 145H51V143H50ZM60 144H59V146H61ZM64 145V144H63ZM78 145V144H77ZM83 145V144H82ZM94 145V147H95V145H97V144H93ZM106 145H104V146H106ZM152 145V144H151ZM171 145V147H173V145L172 144H169V146ZM175 145V144H174ZM207 145V147H206V149H204V150H206V152H207V150L209 149L208 148V142H207V144H205V146ZM264 145V144H263ZM48 146V145H47ZM56 146V145H55ZM74 146H76V145H74ZM88 146V145H87ZM109 146V145H108ZM110 146H112V145H110ZM109 146V147H110ZM120 146V145H119ZM124 146V145H123ZM138 146V145H137ZM154 147L153 148H155V147H159L158 145H153ZM165 147V149L167 148L166 147V145H164V144H162V147ZM182 146V145H181ZM183 146H184V144H183ZM194 146V145H193ZM204 146V147H205ZM214 146V145H213ZM227 147H229L228 145H226ZM37 147V146H36ZM57 147V146H56ZM80 147V146H79ZM84 147H86V145L84 146ZM83 147V148H84ZM89 147H90V145H89ZM142 147V146H141ZM140 147V148H141ZM144 147V146H143ZM175 147V146H174ZM173 147V148H174ZM185 147V146H184ZM203 147V148H204ZM210 147V146H209ZM223 147V146H222ZM263 147V146H262ZM25 148V147H24ZM24 148H22L23 150H24ZM41 148H42V146H41ZM41 148H40V151H41ZM51 148V147H50ZM57 148H60V147H57ZM96 148H99L98 146H96ZM122 148V147H121ZM120 148V149H121ZM144 148H146V147H144ZM143 148V149H144ZM149 148H150V146H149ZM161 148V147H160ZM186 148V147H185ZM220 148V147H219ZM264 148V147H263ZM91 149V148H90ZM100 149V148H99ZM99 149H98V151H99ZM109 149L110 148H108V150L107 149H105L106 151H109ZM115 149H118L119 150V148H118V146H117V148H115ZM114 149V151H116ZM122 149H124V148H122ZM126 149V148H125ZM158 149V148H157ZM162 149H164V148H162ZM187 149H192V148H187ZM202 149V148H201ZM223 149V148H222ZM260 149H261V147H260ZM28 150L26 151V150H24V151H26L27 153H28ZM46 150V149H45ZM56 150V149H55ZM58 150V149H57ZM61 151H62V149H60ZM59 150V151H60ZM85 149H83V151H84ZM101 150V149H100ZM103 150V149H102ZM131 150H132V148H131ZM140 150V149H139ZM148 150H150L151 151V149H148ZM183 150H184V148H183ZM39 151V150H38ZM39 151V152H40ZM46 151H49V147H48V150H46ZM82 151V150H81ZM86 152H87V150H85ZM105 151V152H106ZM121 151L122 150H120V154H121ZM130 151V150H129ZM152 151H154V149L152 150ZM155 151H157V150H155ZM158 151H160V150H158ZM164 151H167V150H164ZM216 151V150H215ZM219 151V150H218ZM259 151H261V150H259ZM39 152H37V153H39ZM44 152V151H43ZM57 152V151H56ZM80 152V151H79ZM78 152V153H79ZM88 152H89V149H88ZM160 152H163V151H160ZM159 152V153H160ZM168 152V151H167ZM170 152V151H169ZM171 152H175V151H171ZM202 152H204L203 150H202ZM221 152V151H220ZM224 152V151H223ZM225 152H227V150L225 151ZM21 153V152H20ZM23 153V152H22ZM29 153V154H30ZM47 153V152H46ZM55 153V152H54ZM128 153H130V152H128ZM158 153V152H157ZM158 153V154H159ZM164 153V152H163ZM178 153H180V152H178ZM181 153H183V154H180V156L181 155H183L184 156V154L186 153V150H185V152H181ZM190 153H191V150H190ZM189 153V154H190ZM205 153V152H204ZM203 153V154H204ZM212 153L213 152H211V155H212ZM24 154V153H23ZM26 154V153H25ZM49 154V153H48ZM72 154V153H71ZM73 154H75V153H73ZM72 154V155H73ZM86 154H88V153H86ZM119 154V153H118ZM186 154H188V153H186ZM194 154V153H193ZM193 154H191V155H193ZM219 154H221V153H219ZM224 154V153H223ZM229 154V153H228ZM257 153H255V155H256ZM22 155V154H21ZM28 156L27 158H22L23 160H22V162H21V168L20 169H22V172H23V174H24V178L26 179V181L28 182V181H30V182H28V184H30L31 182V185L34 183V182H36V180L40 177L39 176V173H38V171H37V165L39 164V162L37 161V159H35V158H33L32 156ZM36 155V154H35ZM41 155V154H40ZM55 155V154H54ZM53 155V156H54ZM79 155H80V153H79ZM78 155V156H79ZM89 155V154H88ZM87 155V156H88ZM129 155V154H128ZM131 155V154H130ZM206 155H209L210 156V154H206ZM254 155V154H253ZM57 156V155H56ZM56 156L54 157V158H56ZM59 156V155H58ZM76 156H77V153H76ZM83 157L82 158H84V155H82ZM87 156H85V159H86V157ZM93 156V155H92ZM100 157H101V155H99ZM161 156V155H160ZM167 156V155H166ZM166 156H162V158L163 157H165V159H166ZM186 156V155H185ZM202 156V155H201ZM224 156V155H223ZM227 156H229V155H227ZM21 157V156H20ZM26 157V156H25ZM37 157H40L39 155H37ZM43 158H44V156H42ZM72 157H74V156H72ZM94 157V156H93ZM103 157H106V156H103ZM120 157V156H119ZM124 157V156H123ZM128 157V156H127ZM132 157V156H131ZM137 157V156H136ZM169 157V156H168ZM167 157V159H169ZM188 157H190V159L193 161L195 158H191V156H188ZM225 157H226V155H225ZM244 157V156H243ZM76 158V157H75ZM81 158V159H82ZM108 158H110L109 156H108ZM126 158V157H125ZM129 158V157H128ZM208 158H210V157H208ZM223 158V157H222ZM230 158H231V155H230ZM229 158V159H230ZM248 158V157H247ZM257 158H259V157H257ZM39 159H41V157L39 158ZM80 159V158H79ZM89 159V158H88ZM91 159H93V158H91ZM119 159V158H118ZM122 159H124V158H122ZM147 159H149V158H147ZM153 159V158H152ZM164 160V162L165 161H168V160ZM176 159V158H175ZM177 159H180L179 158V156L177 157ZM188 159V158H187ZM197 159H198V157H197ZM199 159L200 160H202V158H200L199 157ZM77 160V159H76ZM104 160V159H103ZM107 160V159H106ZM112 160H114V158L113 159H111V161ZM129 160H130V158H129ZM172 160V159H171ZM196 160V159H195ZM217 160V159H216ZM221 160V159H220ZM219 160V161H220ZM243 160H244V158H243ZM247 159H245V161H246ZM251 160H252V156H251ZM65 161V160H64ZM107 161H109V160H107ZM117 161V160H116ZM149 161H151V160H149ZM176 161V160H175ZM182 161V160H181ZM209 161V160H208ZM210 161H212V160H210ZM209 161V162H210ZM228 161V160H227ZM226 161V162H227ZM230 161H231V159H230ZM241 161V160H240ZM249 161H250V159H249ZM255 161V160H254ZM51 162V160L48 162V163H50ZM89 162V161H88ZM88 162H86V164L88 163ZM95 162H97V161H95ZM94 162V163H95ZM99 162V161H98ZM97 162V163H98ZM114 162H115V160H114ZM128 162H130V161H128ZM127 162V163H128ZM169 162V161H168ZM184 162V161H183ZM191 162V161H190ZM189 162V163H190ZM220 162H222V161H220ZM251 162V161H250ZM249 162V163H250ZM126 163V162H125ZM126 163V164H127ZM131 163H132V160H131ZM142 163H144V162H142ZM150 163V162H149ZM178 163H179V161H178ZM178 163H176L177 164V166H178ZM196 163V162H195ZM195 163H194V165H195ZM198 163V162H197ZM217 163V162H216ZM219 163V162H218ZM243 163V162H242ZM246 163H248V162H246ZM248 163V164H249ZM252 163V162H251ZM257 163V162H256ZM43 164H47V163H43ZM51 164V163H50ZM53 164H55V163H53ZM81 164H83L82 162H81ZM81 164H79V167L81 166ZM86 164H84V165H86ZM91 164H92V162H91ZM209 164V163H208ZM222 164V163H221ZM228 164V163H227ZM57 165V164H56ZM74 165V164H73ZM77 165V164H76ZM76 165H74V166H76ZM118 165H120V164H118ZM140 165V164H139ZM182 165H184V164H182ZM181 165V166H182ZM190 165V164H189ZM199 165V164H198ZM218 166H219V164H217ZM255 165V164H254ZM258 165V164H257ZM87 166V165H86ZM96 166H101V163H98V165H96ZM121 166V165H120ZM142 166V165H141ZM143 166H144V164H143ZM159 166V165H158ZM161 167H165L163 164L162 165H160ZM159 166V167H160ZM197 166V165H196ZM200 166V165H199ZM203 166H205V164L203 165L202 164V166L201 167H203ZM207 166V165H206ZM212 166H213V164H212ZM218 166H217V168H218ZM226 166V165H225ZM260 166V165H259ZM264 166V165H263ZM42 167V166H41ZM81 167H83V165L81 166ZM90 167V166H89ZM139 167V166H138ZM148 167V166H147ZM168 167V166H167ZM189 167H192V165H190ZM195 166H193V168H194ZM213 167H215V166H213ZM213 167L210 169V171H213L212 169H213ZM221 167V166H220ZM19 168V167H18ZM18 168H17V170H18ZM49 168H51V165H50V167ZM96 168V167H95ZM95 168H93V167H90L89 169H87V167H86V169H84L85 170V172L83 173V175H82V177H77V178H80V179H89V181H88V179H87V181H88V183L86 184L85 182H83V183H81L83 180H79L78 181V183L76 184V186H75V188H74V190H73V192L75 193V196L76 197H74V199H72V200H75V203H76V205H77V210L80 212V211H85L87 208H92V204H91V202L90 201H92L93 202V200H92V197H93V195H91V198H90V203H88V204H86V201H84V200H81L80 199V197L81 198H83L84 197V195L85 196H87L86 194H87V192L88 191H90L91 192V194L93 193V191H95L94 189H95V187L96 188H98V189H100V186L101 187H103V186H105V189H107L108 190V192L109 193H112V192H110V190L113 188V182H115L116 183V181L118 180V177H116V176H114V175H112V176H109V175H107V173H106V175L104 174V173H102V172H100L99 170H97V169H95ZM98 168H100V167H98ZM102 168V167H101ZM166 168V167H165ZM177 168V167H176ZM222 168V167H221ZM234 168H235V170H236V172L237 173H239V174H241L242 173V171L244 170V171H247L248 170V168H247V166H243V165H241V163L238 161V162H236V164H234ZM251 168V167H250ZM260 168V167H259ZM42 170H43V167L41 168ZM40 169V170H41ZM57 169V168H56ZM62 169V168H61ZM83 169V168H82ZM82 169H81V171H82ZM104 169V168H103ZM128 169V168H127ZM155 169V168H154ZM179 169V168H178ZM181 169H183V168H180L178 171H181ZM203 169V168H202ZM205 169V168H204ZM203 169V170H204ZM10 170H13V168H11ZM15 171H16V169H14ZM39 170V169H38ZM41 170V171H42ZM44 170H45V168H44ZM44 170L42 171V172H44ZM68 170V169H67ZM114 170V169H113ZM157 170V169H156ZM184 170V169H183ZM205 170H208L209 171V169H205ZM226 171H228L227 169H225ZM252 170V169H251ZM250 170V171H251ZM254 170V169H253ZM260 170V169H259ZM262 170V169H261ZM19 171V170H18ZM57 171H59V170H57ZM72 171V170H71ZM157 171H160V170H157ZM186 171V170H185ZM210 171H209V173H210ZM214 171H215V168H214ZM219 171V170H218ZM217 170H216V172H218ZM240 171H241V173H240ZM20 172V171H19ZM41 172V173H42ZM55 172H56V170H55ZM74 172V171H73ZM79 172V171H78ZM77 172V173H78ZM110 172H111V170H110ZM145 172V171H144ZM154 172V170L152 171V173ZM168 172H170V171H168ZM216 172L214 173V175L216 174ZM254 172V171H253ZM264 172V171H263ZM9 173V174H8ZM16 173H17V171H16ZM65 173H66V171H65ZM125 173V172H124ZM145 173H147V172H145ZM158 173V172H157ZM167 173V172H166ZM219 173V172H218ZM228 173V172H227ZM230 173H231V171H230ZM235 174V172H233L232 171V173L231 174ZM19 174V173H18ZM17 174V176H19ZM57 174V173H56ZM177 174H178V172H177ZM213 174V173H212ZM230 174V175H231ZM259 174V173H258ZM261 174H262V172H261ZM9 175V176H8ZM16 175V174H15ZM48 175H49V173H48ZM67 175V178H68V174H66ZM66 175H64V176H66ZM139 175V174H138ZM147 175V174H146ZM152 175V174H151ZM209 175V174H208ZM210 175H211V173H210ZM217 176H218V174H216ZM242 175V174H241ZM260 175V174H259ZM53 175H51V177H52ZM56 176V175H55ZM55 176H53V178L55 177ZM62 176V175H61ZM61 176L60 175H58V176H56L57 178L58 177H60L61 178ZM72 176V175H71ZM71 176H69V177H71ZM113 176L114 177H116L117 178V180L115 181H113L112 179H114L113 178ZM128 176V175H127ZM141 176V175H140ZM149 176V175H148ZM147 176V177H148ZM167 175L165 174V172H162V173H158V174H156L155 176H153V178L155 179V180H157V181H169L168 180V177H166ZM170 176V175H169ZM178 176V175H177ZM225 176V175H224ZM229 176V175H228ZM236 176V175H235ZM238 176V175H237ZM261 176V175H260ZM11 177V178H10ZM48 177V176H47ZM55 177V178H56ZM76 177V176H75ZM138 176H136V177H134V178H137ZM141 177H145V176H141ZM141 177H139L140 179H142ZM150 177V176H149ZM148 177V178H149ZM152 177V176H151ZM250 177V176H249ZM54 178V180H61V179H55ZM63 178V177H62ZM152 178V179H153ZM226 178V177H225ZM230 178H231V176H230ZM19 179V178H18ZM24 179V180H25ZM48 179V178H47ZM47 179H45L44 178V180H45V182H47L46 180ZM74 179V178H73ZM120 179V178H119ZM133 179V178H132ZM150 179V178H149ZM206 179H210V178H206ZM205 179V180H206ZM211 179H214L212 182H221L220 180H221V178H220V180L218 181V180H215V178H212L211 177ZM210 179V180H211ZM217 179V178H216ZM219 179V178H218ZM228 179V178H227ZM237 179H238V186L237 185H234V188H235V186H237L238 188H237V191L236 190H234V192H232V191H229V190H231V189H229L228 188V191H225V196H224V194L223 193H220V194H218L219 195V197L221 198V196H224V198L226 199V202H227V199L229 200L230 198H234V207H235V210L236 211H238L239 213L240 212H242V210L244 209L243 207H244V204L242 203V201H241V199L242 198H247V196L248 197H250V196H252V195H255L256 193H257V188H256V186H257V184H258V182L256 183V184H254L253 182H249L250 181V178H249V181L247 180V179H243L242 177H240V175H239V177H237ZM243 179V180H242ZM251 179H252V177H251ZM43 180V179H42ZM41 180V181H42ZM49 180H51V178H49ZM77 180V179H76ZM130 180V179H129ZM135 180V179H134ZM151 180V179H150ZM254 180V179H253ZM14 181V180H13ZM16 181V180H15ZM19 181V180H18ZM71 181V180H70ZM132 181V180H131ZM179 181V180H178ZM187 182L189 181V180H186ZM229 181V180H228ZM228 181H227V183H228ZM255 181V180H254ZM25 182V181H24ZM26 182V183H27ZM42 182H44V181H42ZM49 182V181H48ZM47 182V183H48ZM61 182V181H60ZM149 182V181H148ZM169 182H171V181H169ZM177 182V181H176ZM226 182V180L224 181V183ZM8 183V182H7ZM11 183H15V182H11ZM11 183H9V184H11ZM17 183V182H16ZM19 183V182H18ZM25 183V184H26ZM37 184H38V182H36ZM118 183V182H117ZM131 183V182H130ZM133 183V182H132ZM131 183V184H132ZM137 183V182H136ZM143 183V182H142ZM141 182L139 183L138 182V184L137 185H141L142 184ZM205 183V182H204ZM235 183V182H234ZM19 184H22V183H19ZM40 184V183H39ZM85 184V185H84ZM98 184H102V185H98ZM162 184H164V183H162ZM161 184V182H160V185H162ZM192 184H194V183H192ZM237 184V183H236ZM259 184H261V183H259ZM259 184H258V186H259ZM13 185V184H12ZM34 185V184H33ZM48 185L49 186H51L49 183H48ZM65 185H67V184H65ZM96 185H98L99 187H97ZM146 185H147V187H148V184L146 183ZM154 185V184H153ZM157 184H155V186H156ZM220 184H218L217 185V188H218V186H219ZM228 185H229V183H228ZM232 185H233V182H232ZM15 186V185H14ZM14 186L12 187L11 186V188H14ZM17 186V185H16ZM15 186V187H16ZM19 186V185H18ZM21 186V185H20ZM23 186V185H22ZM49 186H48V189H49ZM61 186V185H60ZM135 186V185H134ZM144 186V185H143ZM159 186V185H158ZM163 186H165V184L163 185ZM162 186V187H163ZM222 186V185H221ZM229 186H231V185H229ZM10 187V186H9ZM32 187V186H31ZM37 187V186H36ZM146 187V189H148ZM151 187H152V185H151ZM204 187V186H203ZM206 187V186H205ZM208 187H213L212 185L211 186H208ZM207 187V188H208ZM220 187V186H219ZM224 187H228L227 185H226V183H225V186ZM232 187V186H231ZM263 187V186H262ZM35 188V187H34ZM44 188V187H43ZM46 188V187H45ZM44 188V190H46ZM54 188V187H53ZM132 188H133V185H132ZM131 188V189H132ZM142 188H144V187H142ZM154 188V187H153ZM160 188V187H159ZM192 188V187H191ZM194 188V187H193ZM215 189H216V187H214ZM10 189V188H9ZM15 189V188H14ZM13 189V190H14ZM17 189V188H16ZM31 189H33V188H31ZM36 189V188H35ZM39 189V188H38ZM41 189H42V187H41ZM40 189V190H41ZM47 189V190H48ZM116 189V188H115ZM145 189V190H146ZM149 189H151L150 187H149ZM156 189V188H155ZM209 189V188H208ZM221 189H222V187H221ZM4 190V189H3ZM12 190V193L14 192L15 193V191H13ZM20 190H22L21 188H20ZM46 190V191H47ZM50 190H52V189H50ZM54 190V189H53ZM61 190V189H60ZM101 190V189H100ZM99 190V191H100ZM117 190V189H116ZM135 190H139V187L137 188V189H135ZM135 190H134V192H135ZM142 191L144 194H145V192L146 191ZM189 190V189H188ZM212 190H214V189H212ZM212 190H210L209 189V191L210 192H212ZM217 190V189H216ZM227 190V189H226ZM233 190V189H232ZM259 190V189H258ZM261 190V189H260ZM9 191V190H8ZM33 191H34V189H33ZM63 191V190H62ZM72 191V190H71ZM99 191H97L96 190V193L98 192V194L100 193ZM176 191H178V190H176ZM215 191V190H214ZM10 192V191H9ZM23 192H24V190H23ZM22 192V193H23ZM37 193H38V191H36ZM42 193L44 192V191H41ZM40 192V193H41ZM55 192H56V190H55ZM54 192V193H55ZM66 193L68 192V193H71L70 191H65ZM118 192V191H117ZM122 192H124V190L122 191ZM126 192H128V191H126ZM132 192V191H131ZM137 192V191H136ZM142 192H139L138 191V193H133V195L130 193V195H126V194H122L123 196H121V197H119V198H117V199H115V201H112V202H108L109 203V205L108 206H106L107 207V209L105 208V207H100V208H98V210L99 211H97V213H98V215H100L101 217H100V221L99 222H97V223H95V231L97 230V232H103V231H106V230H110V229H112V230H115V231H118L117 229H115L116 227L114 226V224L111 222V220L113 221V218L114 217H120L121 219H122V221H119L118 219H116L118 222H121L120 223V225H123L124 223H123V221H125L126 223H128V226L130 225V226H132L134 223H133V221H131V217L130 216H128L127 215V213H125V211H126V206L129 204V203H135V202H137V201H139L141 198H142V196H143V193ZM185 192H187V190L185 191ZM13 193V194H14ZM26 193V192H25ZM32 193V192H31ZM53 193V192H52ZM54 193L53 194H51V196L52 195H54ZM108 193V194H109ZM125 193V192H124ZM178 193V192H177ZM215 193V192H214ZM236 193V194H235ZM2 194V193H1ZM7 194V193H6ZM6 194H4V195H6ZM36 194V193H35ZM49 194V193H48ZM47 194V195H48ZM73 194V193H72ZM101 194V193H100ZM99 194V195H100ZM113 194V193H112ZM111 194V195H112ZM115 194V196L117 197L118 195H116V192L114 193ZM182 194H184V193H182ZM186 194V193H185ZM208 194V193H207ZM210 194V193H209ZM217 193H215V195H216ZM223 194V195H222ZM59 195V194H58ZM95 195H97V194H95ZM104 195V194H103ZM103 195H101V197L103 196ZM149 199H152V200H155V199H164L165 197V195L163 194V193H160V192H156V191H154L153 189L150 191V190H147V193L145 194ZM179 195V194H178ZM214 195V196H215ZM2 195H0V197H1ZM13 196H15V198L14 197H12L13 199H14V204H17V209H18V211H20V213H19V217H17V222L18 223H16L15 224V226L13 225V226H9L10 228H12V229H14V230H16V234H21V233H24V236H25V239H27V247H25L24 249H23V253L26 255V257H27V259H31L32 261H34V263L35 264H43V262H47V260L49 261L50 260V253H49V251H48V246H47V244H46V242H47V240H46V238H45V236H48L47 235V222H46V220L44 219V216H43V213H42V211H41V209L39 208V206H38V204H35L36 203V201L37 200H35V202H33V200L32 199H30V200H28V199H26L25 200V197L27 196L26 194H24V196L21 194V193H17V195H13ZM40 196H42V194L40 195ZM44 196H45V194H44ZM44 196H42L43 198H44ZM63 196V195H62ZM68 196H70V195H68ZM125 196V197H124ZM180 196H182V195H180ZM207 196H209V195H207ZM210 196H211V194H210ZM234 196V197H233ZM9 197H11V196H9ZM28 197V196H27ZM30 197V196H29ZM34 197V195L32 196V198ZM212 197V196H211ZM211 197H209L210 199H211ZM219 197H218V199H219ZM239 197V202H236V201H238L236 198H238ZM12 198H11V200H12ZM35 198V197H34ZM38 198H40V197H38ZM37 197H36V199H38ZM46 198V197H45ZM49 198V197H48ZM70 198V197H69ZM67 199V200H70V199ZM76 198V199H75ZM95 198H99V197H95ZM103 198V197H102ZM102 198H100L99 199V201H101V203H103V201H102ZM105 198V197H104ZM110 198H112V197H110ZM213 199H215L214 197H212ZM223 198V197H222ZM3 199V198H2ZM9 199V198H8ZM7 199V200H8ZM94 199V198H93ZM181 199V198H180ZM217 199V198H216ZM217 199V200H218ZM236 199V200H235ZM22 200H25L26 202H25V207L24 206H22V204H21V206H20V203H21V201ZM58 200V199H57ZM67 200H65V201H67ZM104 200V199H103ZM184 200V199H183ZM207 200H208V198H207ZM231 200V199H230ZM233 200V199H232ZM39 201V200H38ZM46 201V200H45ZM53 201V200H52ZM98 201V200H97ZM98 201V203H100ZM211 201H213V200H211ZM216 201V200H215ZM225 201V200H224ZM223 201V202H224ZM5 202V201H4ZM11 202V201H10ZM67 202H69V203H66L67 205L68 204H72V202L70 203V201H67ZM170 203H171V201H169ZM217 202V201H216ZM219 202H220V200H219ZM259 202V201H258ZM261 202H262V200H261ZM264 202V201H263ZM53 203V202H52ZM97 203V204H98ZM183 203H185L184 201H183ZM208 203V202H207ZM247 203V202H246ZM13 204V203H12ZM41 204V203H40ZM49 204V203H48ZM112 204V205H111ZM187 204V203H186ZM185 204V205H186ZM218 204V203H217ZM216 204V205H217ZM263 204V203H262ZM53 205H56V204H54L53 203ZM52 205V206H53ZM100 205V204H99ZM102 205V204H101ZM111 205V206H110ZM223 208L220 206V204H219V210L220 209H224V207L225 208H227V204L226 203H223ZM6 206V205H5ZM10 206V205H9ZM13 206V205H12ZM45 206H46V204H45ZM57 206V205H56ZM64 206V205H63ZM66 206V205H65ZM69 206V205H68ZM72 206V205H71ZM96 207H97V205H95ZM187 207H189L188 205H186ZM191 206V205H190ZM208 206V205H207ZM231 206V205H230ZM233 206V205H232ZM249 206H250V203H249ZM7 207V206H6ZM5 207V208H6ZM50 206H48V209H50L49 208ZM94 207V206H93ZM202 207V206H201ZM211 207V206H210ZM218 207V206H217ZM56 208H58V207H56ZM231 208V207H230ZM230 208H227L228 210L227 211H225V212H228L229 211V209ZM246 208L248 209V207L246 206ZM260 208H262V207H260ZM8 209H9V207H8ZM46 209H47V207H46ZM61 209V208H60ZM95 209V208H94ZM207 209V208H206ZM211 210H212V208H210ZM10 210H13V208L12 209H10ZM15 210V209H14ZM45 210V209H44ZM44 210H43V212H44ZM50 210H52V209H50ZM53 210H56L55 208L53 209ZM73 210V209H72ZM215 210H217V209H215ZM219 210H217V211H219ZM231 210V209H230ZM234 210V211H235ZM257 210V209H256ZM5 211H7V210H5ZM63 211V210H62ZM61 211V212H62ZM73 211H75V210H73ZM217 211H215V214L217 213ZM234 211H233V213H234ZM251 211H253L252 209L250 210V213H249V216H250V214H252L251 213ZM255 211V210H254ZM258 211H260V210H258ZM17 211L15 210V213H16ZM45 212H48V210L47 211H45ZM55 212V211H54ZM58 212V211H57ZM66 212V211H65ZM70 212V211H69ZM77 212V211H76ZM199 212H201V211H199ZM203 212H205V211H202V213H200L201 215L203 214ZM209 212V211H208ZM224 212V214H227V213H225ZM249 212V211H248ZM4 213V212H3ZM9 213V212H8ZM63 213V212H62ZM78 213V212H77ZM76 213V214H77ZM220 212H218V214H219ZM230 213V211L228 212V214ZM232 213V212H231ZM231 213H230V216H232L231 215ZM236 213V212H235ZM234 213V215H237V214H235ZM261 213V212H260ZM5 214V213H4ZM7 214V213H6ZM48 214H49V212H48ZM63 214H65V213H63ZM70 214H71V212H70ZM81 214V213H80ZM195 214V213H194ZM205 214V213H204ZM203 214V215H204ZM210 214V213H209ZM255 214H256V212H255ZM258 214V213H257ZM55 215V214H54ZM66 215V214H65ZM64 215V216H65ZM71 215H73V214H71ZM200 215V216H201ZM233 215V216H234ZM239 215V214H238ZM252 215H254V214H252ZM251 215V216H252ZM261 215V214H260ZM259 215V216H260ZM4 216V215H3ZM49 216H51V215H49ZM58 216V215H57ZM66 216H68V217H71L70 215H66ZM205 216V215H204ZM219 216V215H218ZM217 216V217H218ZM240 216V215H239ZM241 216H243V215H241ZM53 217V216H52ZM63 217V216H62ZM197 216H195V217H193V218H196ZM220 217V216H219ZM224 218H223V220L222 221H224V222H222L221 220V222L224 224V226L226 227V225H225V220H226V224H227V220L229 219H232V217L231 218H227L226 219V216H223ZM236 217H238V216H236ZM235 217V218H236ZM244 217V216H243ZM241 218V219H239V223L238 222H236V220L234 221L233 219L231 220V221H233V224H237L236 225V228H237V230L240 232V234H239V240H238V242H237V244H235V246H233L232 248H231V246H230V249H227V252L225 253V252H217L216 251V249H215V251H207V254H206V256L209 258H207V261H208V263H206V261H205V264H256V261H255V259L253 258V257H245L243 254H242V248H243V244L245 243V242H247L248 240H250V239H254V238H257V237H261V238H264L262 235H260V233L264 230V229H262L261 230V228H260V230H261V232L259 233H253V232H250L249 231V228L251 227V226H248V224H247V221H249V218ZM257 217V216H256ZM11 218V217H10ZM45 218H48V217H45ZM57 218V217H56ZM186 218H188V217H186ZM198 218V217H197ZM215 218V217H214ZM234 218V217H233ZM240 218V217H239ZM258 218V217H257ZM3 219V218H2ZM57 219H59V218H57ZM63 219V218H62ZM61 219V220H62ZM65 219H68V218H65ZM208 219H210L208 222H210V224H214V225H216L217 226V224H219L220 223V221L218 222V220L216 221V220H213V218L211 219L210 217H208ZM220 219H221V217H220ZM237 219V218H236ZM251 219V218H250ZM256 219V218H255ZM1 220V219H0ZM11 220H13V219H11ZM52 220H54L53 218H52ZM64 220V219H63ZM115 220V219H114ZM174 220V219H173ZM228 220V221H229ZM13 221H15V220H13ZM56 221V220H55ZM176 221H177V219H176ZM190 221V220H189ZM206 221V220H205ZM205 221H198V226H200V225H203V223H205ZM255 221V220H254ZM8 222H9V220H8ZM10 222H12V221H10ZM111 222V223H110ZM192 222L194 223V221H193V219H192ZM208 222H206V223H208ZM250 222H252L251 220H250ZM12 223H14V222H12ZM123 223V224H122ZM126 223H125V225H126ZM179 223H181V222H179ZM258 223V222H257ZM256 223V224H257ZM23 224H28V229H29V231L27 232V231H25L24 230V232L21 230L22 229V225ZM56 224V223H55ZM59 225H60V223H58ZM68 224V223H67ZM119 224V223H118ZM182 224V223H181ZM229 224V223H228ZM253 224H255L254 222H253ZM50 225V224H49ZM65 225V224H64ZM185 224H183V226H184ZM259 225H261V224H259ZM259 225H258V227H259ZM1 226V225H0ZM62 225H60V227H61ZM66 227H67V225H65ZM91 226V225H90ZM118 226V225H117ZM186 226V225H185ZM228 226V225H227ZM4 226H2V228H3ZM27 227L25 228L26 230H27ZM64 227V226H63ZM62 227V228H63ZM75 227V226H74ZM115 227V228H114ZM126 227H127V225H126ZM175 227V226H174ZM186 227H189V226H186ZM195 227V226H194ZM258 227H256V228H258ZM5 228V227H4ZM53 228V227H52ZM119 228V227H118ZM123 228V227H122ZM176 228H178V227H176ZM183 228V227H182ZM190 228V227H189ZM193 228V227H192ZM196 228V227H195ZM195 228H193V229H195ZM64 229H68V228H64ZM92 229V228H91ZM132 229V228H131ZM130 229V230H131ZM225 229V228H224ZM50 230V229H49ZM62 230V229H61ZM94 230V229H93ZM129 230V229H128ZM129 230V231H130ZM133 230V229H132ZM179 230H182L181 228L179 229ZM185 230V229H184ZM198 230V229H197ZM210 230V229H209ZM195 231V230H194ZM199 231V230H198ZM211 231V230H210ZM221 231V230H220ZM12 232V231H11ZM93 232V234L92 235H94V233H96V232H94V231H92ZM124 232V231H123ZM133 232V231H132ZM176 232V231H175ZM183 233H184V231H182ZM197 232V231H196ZM195 232V233H196ZM200 232V231H199ZM223 231H221V232H217V234L219 233H222ZM7 233V232H6ZM125 233V232H124ZM124 233H122L123 235H124ZM129 233V232H128ZM187 233V232H186ZM209 233V232H208ZM211 233H213V232H211ZM215 233V232H214ZM263 233V232H262ZM261 233V234H262ZM3 234H5V233H3ZM112 234V233H111ZM111 234H108V236H111ZM122 234H119L120 236L119 237H121V235ZM127 234V233H126ZM181 234L182 233H180L179 232V235L181 236ZM185 234V233H184ZM183 234V235H184ZM189 234H191V233H189ZM189 234H187V237H188V235ZM204 234L205 233H203V236H204ZM216 234V235H217ZM218 234V235H219ZM235 233H233V235H234ZM237 234V233H236ZM264 234V233H263ZM96 235V234H95ZM175 235V234H174ZM202 235V234H201ZM210 235V234H209ZM215 234H213V235H210V236H214V239H216L215 238V236H216ZM227 235H228V233H227ZM231 236H232V234H230ZM229 235V238H231V236ZM1 236V235H0ZM15 236V235H14ZM102 236V235H101ZM104 236V235H103ZM191 236V235H190ZM190 236L188 237L189 239H188V241H190ZM221 236V235H220ZM219 236V237H220ZM234 236H236V235H234ZM3 237V236H2ZM5 237H7V236H5ZM5 237H3V238H5ZM67 237V236H66ZM116 237V236H115ZM118 237V236H117ZM119 237L118 238H116V239H119ZM133 237H136V236H133ZM132 237V238H133ZM177 237V236H176ZM179 237V236H178ZM217 237V236H216ZM68 238H70V236H68L67 237V240H68ZM97 238V237H96ZM100 237H98L97 239H95V240H97L96 242H99L101 239H99ZM101 238H103V237H101ZM105 238H106V235H105ZM104 238V239H105ZM127 238V237H126ZM129 238V237H128ZM127 238V241L129 240H132V238L131 239H128ZM211 238H213V237H211ZM222 238V237H221ZM223 238H227V237H223ZM12 239H14V237L12 238ZM12 239H11V241H12ZM107 239V238H106ZM108 239H109V237H108ZM113 239H115L114 238V236H113V238L111 237V239L110 240H113ZM120 239H123V238H120ZM119 239V240H120ZM137 239V238H136ZM140 239H142V238H140ZM182 239V238H181ZM214 239H213V241H214ZM236 239H237V237H236ZM7 242L10 240V239H8L7 240V238L5 239ZM15 240V239H14ZM19 240H20V238H19ZM37 240H38V242H37ZM134 240V239H133ZM161 240V237H156V238H154V241L153 242H148V243H145V241H144V244H142V245H139L138 246V249L137 250H135V249H132V250H130V251H124V249H123V253L125 254V258H126V256H127V258H129V260L130 261H128V262H130V264H200V261H202L201 260V258L202 257H199L197 254V256H195V255H193V250L192 251H190V250H188V251H186L188 254L189 253H191L189 256H184V257H182L181 259H176L175 258V255H174V252H173V250H172V248L169 246V245H167L165 242H162V241H160ZM183 240V239H182ZM16 241V240H15ZM21 241V240H20ZM64 241H66V240H64ZM115 241V240H114ZM122 240H120V242H121ZM126 241V242H127ZM137 241H138V239H137ZM147 241V240H146ZM231 241V240H230ZM230 241H229V243H230ZM233 241H234V239H233ZM232 241V242H233ZM237 241V240H236ZM10 242V241H9ZM8 242V243H9ZM17 242V241H16ZM112 242V241H111ZM125 242V243H126ZM139 242V241H138ZM138 242L136 243V244H138ZM175 242V241H174ZM19 243H21V242H19ZM62 243H63V241H62ZM65 243V242H64ZM63 243V244H64ZM66 243H67V241H66ZM123 243H124V240H123ZM189 243V242H188ZM193 243V242H192ZM191 243V244H192ZM198 242H196V244H197ZM15 244V243H14ZM58 244V243H57ZM61 244V243H60ZM99 244V243H98ZM113 244H116L115 242L113 243ZM112 244V245H113ZM119 244V243H118ZM118 244H116V246L118 245ZM121 244V243H120ZM127 244V243H126ZM0 245H2L1 243H0ZM62 245V244H61ZM102 245L104 246V245H106L105 244V242L104 243H102ZM207 245V244H206ZM205 245V246H206ZM214 245H215V243H214ZM223 244H221V246H222ZM226 245V244H225ZM17 246V244H15V247ZM57 246V245H56ZM60 245L58 244V247H59ZM91 246V245H90ZM103 246H101V249H98L99 251L100 250H102V247ZM110 246H111V243H110ZM124 246H129V245H124ZM130 246H131V244H130ZM205 246L204 247H201V248H205ZM210 246V245H209ZM227 246V245H226ZM18 247H20V245L19 246H17V248ZM57 247V248H58ZM65 247H67L66 245H65ZM64 246L62 247L63 249L65 248ZM106 247H108V246H106ZM106 247H105V250H106ZM135 247H136V245H135ZM227 247H229V246H227ZM13 249H15L14 247H12ZM61 247H59V249H60ZM61 248V249H62ZM68 248V247H67ZM92 248V247H91ZM96 248V247H95ZM117 248V247H116ZM211 248V247H210ZM223 248V247H222ZM12 249V250H13ZM51 249V248H50ZM53 250L55 249V248H52ZM66 249V248H65ZM195 249V248H194ZM207 249V248H206ZM209 249V248H208ZM57 250V249H56ZM84 250H88V249H84ZM104 250V252H103V250L101 251V252H103V254L105 253L106 254V252H107V250L105 251ZM114 250H116V249H114ZM114 250H112L113 252H115ZM120 249H118V251H119ZM127 250V249H126ZM218 250H219V248H218ZM66 251V250H65ZM73 251V250H72ZM75 252H74V255L75 254H77L79 251H81V250H79V251H76V250H74ZM112 251H111V253L108 251V253L109 254H112ZM118 251H116L115 252V254L116 255H119L118 254ZM121 252H122V250H120ZM220 251H221V248H220ZM53 252V251H52ZM64 252V251H63ZM89 252H90V250H89ZM121 252H119V253H121ZM65 253V252H64ZM63 253V254H64ZM96 253H97V251H96ZM195 253V252H194ZM53 254V253H52ZM55 254V253H54ZM92 254H95V253H92ZM114 253H113V255H115ZM123 254V255H124ZM59 255H61V254H59ZM70 255V254H69ZM79 255V254H78ZM53 256V255H52ZM62 256V255H61ZM76 256V255H75ZM75 256H73L72 255V258L73 257H75ZM86 256V255H85ZM99 256H101V255H99ZM106 256H107V254H106ZM106 256L105 255H103L102 257H105L106 258ZM25 257V258H26ZM65 256H63V259H65L64 258ZM77 257H79V256H77ZM82 257V256H81ZM81 257H79V258H81ZM102 257H99V258H102ZM114 257V256H113ZM118 257V256H117ZM124 256H122L121 258H123ZM177 257H179V256H177ZM21 258V257H20ZM24 258V259H25ZM62 258V257H61ZM72 258H68L69 259V261L70 260H73ZM78 258V259H79ZM10 258H8L7 259V261L9 260ZM76 259V258H75ZM109 259V258H108ZM10 260H13V259H10ZM9 260V261H10ZM14 260H16V259H14ZM13 260V261H14ZM21 260H23V259H20V261ZM104 260V259H103ZM6 261V262H7ZM12 261V262H13ZM19 261V262H20ZM64 262V260H61V262ZM77 263H78V261L77 260H75ZM105 261H107V259L105 260ZM104 261V262H105ZM109 261V260H108ZM5 262V263H6ZM15 262V261H14ZM13 262V263H14ZM59 262H60V260H59ZM67 262V261H66ZM65 262V263H66ZM73 262V261H72ZM75 262V263H76ZM100 262H102V259H101V261ZM111 262V261H110ZM114 262V261H113ZM117 262V261H116ZM127 262V263H128ZM8 263V262H7ZM64 263V264H65ZM69 263V262H68ZM112 263V262H111ZM111 263H109L108 262V264H111ZM9 264H12L11 262H9ZM51 264H52V260H51ZM55 264V263H54ZM59 264H62V263H59ZM67 264V263H66ZM72 264V263H71ZM100 264V263H99ZM102 264H103V262H102ZM113 264V263H112ZM202 264V263H201Z\"/></svg>",
    "mask_w": 264,
    "mask_h": 264
},
{
    "label": "clouds",
    "instance_id": "obj_3",
    "mask_svg": "<svg viewBox=\"0 0 264 264\" xmlns=\"http://www.w3.org/2000/svg\"><path fill=\"white\" fill-rule=\"evenodd\" d=\"M67 2L76 17L87 21L89 25H96L98 32L114 30L106 23L97 24L106 0H67ZM16 8L15 0H0V22L6 21L8 16L16 11ZM240 119L239 116H233L230 123L236 124ZM169 200H152L143 193L139 201L126 206L125 213L131 217V221L135 222L133 230L137 237L153 242L156 237L167 238L171 235L173 219L187 215L189 208L180 200L177 192H173ZM100 217L94 208H87L83 214L78 213L72 216L67 223L75 227L71 232L68 247L81 250L92 243L90 225L99 222ZM202 218V216L198 217V219ZM249 231L256 232L255 226H251ZM196 239L202 240V237L197 236ZM242 254L245 257H253L256 264H264V238L257 237L245 242Z\"/></svg>",
    "mask_w": 264,
    "mask_h": 264
}]
</instances>
